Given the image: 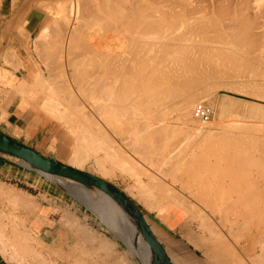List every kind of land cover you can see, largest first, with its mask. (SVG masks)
I'll return each instance as SVG.
<instances>
[{"label": "bare ground", "instance_id": "6f19581e", "mask_svg": "<svg viewBox=\"0 0 264 264\" xmlns=\"http://www.w3.org/2000/svg\"><path fill=\"white\" fill-rule=\"evenodd\" d=\"M132 0H130V2H131ZM135 1V0H134ZM154 1H156V0H153V2H152V0H151V2H150V0L149 1H147V2H145V0H144V2L143 3H145V6H144V4L142 3V1H140L139 0V2H141L140 4H143V7H141V6H139V5H137V6H139V7H137L136 5V7L135 6H133L132 4H129L130 2H128V0H127V2H128V4H127V2L125 1V0H68V1H66L63 5H62V7H61V9H60V11H61V15H60V17L62 18V20H66V18L64 19V16L65 17H67V21H68V23H67V28L66 27H64L63 26V29H61L62 31H64L63 33V35L62 34H59V36H61V41L59 42V37L57 38V43L59 42L60 44L55 48V50H53L54 48H53V43L51 42V41H53L56 37H54V39L53 40H51L50 41V39H49V41H48V39L47 38H50V36H52V34L53 35H56L55 33H54V31H53V33H52V29H51V25H45L43 28H42V30L40 31L41 32V34L37 37V39L36 40H34L35 42H37V44H36V47L37 48H39L38 50H36V53H37V51H39L40 49L43 51V55H44V57H46L45 59H47V56L49 55V56H51L52 55V53H57V55H58V52H60L59 54H60V58L58 57L57 59H59V60H57L58 62H55V63H53V60H52V63L50 62V64H48L47 66H46V70H47V72H48V75L46 76V78H44V76H43V74L40 72V70H39V72L38 73H35L34 74V72L32 71V75L31 76H34L35 75V80L36 79H38L39 80V85L43 88L42 89V91L40 90V92H38L35 88H32V89H30L31 88V85H30V88H28L27 86V79H29V77H30V75L26 78V80H24V82L22 83V86L21 87H19L17 90H18V95H19V97H20V99H21V102H22V104H24V106H26V107H32V106H35L36 105V107H38V110H39V112H41L42 113V116L44 115V116H46V119H43V117L41 118L40 116L34 121V123L36 122V124L35 125H37L38 123L40 124L41 123V121H43V120H45V121H48V125H49V127H48V129H47V132H49L50 134H55V137L53 138V140H52V143H54L55 141H57V142H59L60 143V145H65V149L67 148L68 150H70L69 152H70V159H69V161H70V163L68 164L69 166H71V167H74V168H76V169H79V170H82L83 169V167H84V165L88 162V160L89 159H93V164L95 165V172H98L99 174H101L102 175V177H112V176H115L114 175V173H113V170H114V168H106L107 166H106V164L103 162L104 160H105V162L107 161V162H114L115 164V166L116 167H120V169L121 170H125V171H128V173L130 172L132 175H133V177H132V175L129 173V175H131V177L135 180V185L133 186V187H131L133 190H135L136 191V193H138V197H140L139 199H137V200H141L144 204H145V207H147L148 208V210H150V211H152V212H155L156 214H157V216L159 217V218H161V220H163V221H165L167 224H169V226L168 227H170L171 226V224H174L175 222H174V219H172V217H171V215L173 214H171V213H169L170 211H172L173 209L172 208H177V209H179L178 208V206H180V207H183V206H187V202H186V200L184 199V198H182L181 197V195H179L178 193L177 194H175L173 191H171L170 189L171 188H167L168 190V192H165L164 193V190L166 191V189L164 188V186H161V184H163L162 182H159L160 180H158V183H156L157 181V178H156V180H155V183H151V184H148V186L147 185H145V184H143V181L141 180V178L139 179L138 178V176H139V174H141V173H137V168L134 166V163L132 162L133 160L131 159L132 157H129L130 155L128 154H126L125 152H124V150L119 146V144L118 145H115L116 144V142H114V141H112V140H109V138H108V136H106L105 134L107 133L105 130V132H103V134L106 136V140H105V138H103V139H99L98 137H97V133H96V135H95V133H94V135H93V133H92V136H91V138H90V136H88V134L89 135H91V128L89 129V127L92 125L93 127H96V128H98L99 130H101L102 131V129L104 128V129H107V120L104 118V116L103 115H107L108 114V116H109V114L110 113H115L116 111H117V105H124L126 102H128V100L130 99V94L131 93H133V92H137L138 94L137 95H139V93H140V95L142 96V97H139V98H137L136 100V103H137V107H139V106H141V107H143L144 108V110H145V112L147 113L148 111H149V108H150V106H151V104L152 103H154L152 106H154L155 105V102L153 101V100H151V95H152V99H153V95H155V96H157V98H156V100H158V101H160V98L161 99H164V98H162V96H166L167 95V97L168 98H166L167 100L170 98V96H171V98H173L175 95H173V94H171V93H176V90H174L176 87H174V86H176L177 84L179 85L180 84V81L178 80V76L180 77L181 75H183V76H181V78H183V79H185V74H187V76H191V79L189 80V79H186V82H187V84H186V82L184 83L183 81L184 80H182L181 78V81L183 82V85L184 84H186V85H188L187 87H191V88H187L186 90L184 89V87L182 86L181 87V85H182V82H181V84H180V87H181V89H180V87L177 85V87L179 88V89H177V90H179V91H177V95L174 97V98H176L178 95H183L184 94V92H187V95H186V93L183 95V96H189L190 98H188V97H186V99L187 100H190L189 102H187L184 98L185 97H181V95L179 96L180 98H183V99H179V102H181L182 100V103L183 102H185V104H187V105H185L184 106V104L183 105H181L180 103H177L176 102V100H175V102L177 103V105L179 106H177L176 105V107H178V108H176L175 106H174V108L172 107V109L174 110H176L177 112H178V117H180L179 119H181V118H186V117H189L190 116V110H191V108H192V106H193V101L195 100V99H198V100H203V99H206L207 97H208V91H206L207 89H208V86H209V84H208V86H207V89L205 90V88H204V86L203 85H205V84H203V82L204 81H214L216 84H219L221 81H223V78L224 79H226L225 77L227 76H232V78H239V79H241V82H239L238 83V81H236L235 82V80H234V84H231V87H232V89L233 90H235V89H237V90H239V89H241V88H245L246 90H244L245 92L244 93H246V95L248 94V95H251V96H254V97H257V98H259L260 99V97L261 98H264V80H262L261 81V79L260 78H262V79H264V72H261V70H260V72H258V73H262V77H261V75H260V78H257V77H259V76H257V73H256V71L254 70L255 68H257V66H261V68H264V50H262V49H264V47H262L261 45H264V42H262L261 43V41L259 40H257V38H264V36H259L258 34L260 33V32H250V34L252 33V34H256L255 36L254 35H252V36H254V37H252V36H249V31H252V30H254V28L253 27H255V25H254V23H252L251 24V20L249 19V16L248 15H250V14H248L247 15V13L249 12V10H251V7H250V4H247V5H249V7H247V9H248V12L245 10L246 8L244 7H242V6H247L246 4H244L245 2H247V3H250V2H248L249 0H243V1H245V2H242L243 4L242 5H240L239 6V8H236V10H234V5H233V7L232 6H230L231 4H232V2H231V4H230V2L228 1V4H229V7H227V3L225 2V5H223V3L222 2H217L218 3V5H217V3L216 2H212L211 3V5L213 4L214 6H212V11H210V7L211 6H209V11H210V13L209 12H207L206 10H205V7H204V4L206 3L205 2V0H204V4H203V6L201 5V7H203L202 9L204 10V11H206L207 13H203V12H200V13H203L202 15H204V16H202V15H199L200 16V18L202 19V18H205V19H207L208 18V20H207V22H206V20L204 21V24L202 23V21L204 20V19H202V21H200V22H197V21H199L200 20V18H196V17H194L195 19H197L196 21H194V19H192L193 17H191L192 16V13L193 12H195V11H197L198 13H193L194 14V16L197 14H199V11L198 10H200V6H198L197 7V5L195 4L196 2H198V0H196V2L194 3V5H193V2H190V4H192V7L191 8H196V9H198V10H195V8H194V10H193V12L191 11V8L190 7H188V6H190V5H188L187 6V8H183L184 6H186V4L183 6V3L186 1V2H188V0H183L184 2L181 4L180 3V0H178V2H179V4H181L182 5V7L181 6H179V5H177L178 4V2H175V4H174V0H172V1H168V3H171V5L172 4H174L176 7L178 6V7H181L182 9H180V10H178L176 7L175 8H173V6L174 5H172V8H173V10L175 9L176 11H175V13L176 14H178V12L180 11L181 12V10L183 11V10H185L183 13L186 15H188V14H190V18L192 19V21H194V22H192V24H191V22L189 21V15L187 16L186 15V24H188V21L190 22L188 25L190 26V27H187V25L186 26H184V24H182L183 22L181 21V20H184L183 18H185L184 16V14L181 12V15H182V17L183 18H178V19H181L180 21H181V23H179V20L177 21L175 18H177L178 16L176 15V16H174V15H172V13L171 12H173V10L171 11V9L172 8H170L169 7V12L171 13V15H170V13H168V10H166V7H165V9H162V8H164V6H165V4L164 3H166V5H167V2H162L161 0H159L160 1V3L162 2L163 4H164V6H160L161 7V11H163L162 13L164 14L162 17H166V14H169L167 17H171V19L170 20H172V18L174 19L173 21H172V24L174 23V21H176L174 24H176V25H178V27L177 26H170L171 27V29L173 30V28H174V30H173V34H172V30L170 29V27H169V30H171L170 32L171 33H167V29H168V26H167V29H166V31H164V27L166 28V24H167V22H165L166 24L164 25V27H163V29H161L162 28V24L163 23H161V21L163 22L164 21V19L163 20H161L162 19V17H161V21H160V24H161V27H157V25L159 26V24L157 23V22H155V21H158L157 19H158V17H156L155 15L156 14H158V13H160L161 11H159L158 13H157V11L159 10V9H157L156 7V5L154 4ZM176 1V0H175ZM182 1V0H181ZM203 1V0H202ZM201 1V2H202ZM215 1V0H214ZM223 1V0H222ZM226 1V0H225ZM252 1V0H251ZM255 1V0H254ZM258 1V0H257ZM136 2H138V1H136ZM135 2V3H136ZM148 2H150V4L148 3ZM199 2H200V0H199ZM148 3V4H147ZM151 3H153L155 6H153V7H155L156 8V10L157 11H155L154 12V15H148L147 14V11L150 9L149 7H150V5H151ZM156 4H157V1L155 2ZM159 3V4H160ZM161 3V4H162ZM203 3V2H202ZM215 3H216V5H215ZM220 3H222V5L223 6H221L220 5ZM134 4V3H133ZM138 4V3H137ZM152 4V5H153ZM162 4V5H163ZM227 4V5H226ZM253 4V3H252ZM146 5H149L148 6V10L146 9ZM196 5V6H195ZM206 5V4H205ZM210 5V4H209ZM167 6H170V5H167ZM194 6V7H193ZM216 6V8H214ZM237 6V5H236ZM152 7V6H151ZM152 7V8H153ZM200 7V8H199ZM206 7H207V9H208V6L206 5ZM226 7V8H225ZM138 8H140V9H138ZM142 8H143V10L145 9L146 10V12H144V13H142V15H140L139 14V16L136 14V12H138V10L139 11H142ZM168 8V7H167ZM188 8H190V10L188 9ZM230 8H233L232 10H230ZM253 8V7H252ZM138 9V10H137ZM202 9H201V11H202ZM239 9H243V11L245 12V13H240L239 14V12H238V14H237V11H239ZM154 10V9H153ZM178 10V11H177ZM231 11H235V13H232ZM254 11V10H253ZM149 12L151 13V12H153L152 10L150 11L149 10ZM148 12V13H149ZM255 12V11H254ZM140 13V12H139ZM156 13V14H155ZM205 14H211V16H213V18L211 17V18H209L208 16H205ZM252 14V13H251ZM159 15V14H158ZM160 15H162V14H160ZM184 15V16H183ZM236 15L237 16H239V17H236ZM257 15V14H256ZM155 16V17H154ZM174 16V17H173ZM199 16H197V17H199ZM202 16V17H201ZM215 16H217L218 18H220V17H224V18H226L227 20L229 19V20H231L233 23V25L231 24L230 25V22H229V20H228V22L227 21H225V19L223 20V18H222V20H223V22L225 21V22H227V26L229 25V26H231V27H227L226 25H225V23H224V25H223V23H222V25H220L219 23H221V22H217V20L216 19H214L215 18ZM251 17H253V16H251ZM152 18H157V19H155V21L152 19ZM149 19H152L151 21L153 22V23H155V26H154V24L153 23H151V21L149 20ZM210 19H214L215 20V23H214V20H210ZM249 19V20H248ZM252 19V18H251ZM166 20H168L167 18H166ZM219 20V19H218ZM221 19H220V21H222ZM254 20V19H253ZM56 22L57 21H59V19H56L55 20ZM158 21V22H159ZM169 21V20H168ZM240 21H243V22H240ZM246 21V22H245ZM248 21H250L249 23L251 24H249L248 23ZM50 22V21H49ZM48 22V23H49ZM55 22V23H56ZM171 21H169V23H170ZM209 22H212V24L214 23L215 25L212 27V29H213V31H215L216 33H214V37H221V36H218V34L219 35H222V34H220V32H224L225 30L227 31H225L226 33H224L225 35H222V36H226L227 34H228V32H229V34L228 35H230V37H231V40H229L230 39V37H229V39H228V36H226V38H223L222 40L224 41V39L226 40V42L224 41V43H220L222 40H220V38L218 39V38H216V44H217V46H216V44L213 42L212 43V45L211 46H214V48H212L211 50H213L214 49V51L215 50H217V51H215V53H214V51H211L209 48V54H207V47H209L208 46V43L206 44V42L205 41H203L202 40V38H203V34H206V31L208 30L207 28H205V27H207V24H209ZM238 23L239 25H242V23H244V25L245 24H247L248 23V25H245L246 27H243L244 25H242V27L240 26H237L236 25V23ZM252 22H255V21H252ZM58 23V22H57ZM168 23V24H169ZM180 25H179V24ZM200 24V25H202L203 27L202 28H204V29H207L206 31H204V29L202 30V28H201V26H198V25H196V24ZM229 23V24H228ZM235 23V24H234ZM173 24V25H174ZM182 24V25H181ZM194 24H195V26L197 27V30L199 31V29L201 30V31H204V32H202V35H201V31L198 33L199 34V37H198V35H197V33L195 32L196 30H194V28L196 29V27L194 26ZM206 24V25H205ZM61 25H63V23L61 24ZM153 25V26H152ZM169 25H171V24H169ZM193 25V26H192ZM204 25H205V27H204ZM218 26L219 27V25H220V28L218 29V27H217V29H215L216 27L215 26ZM250 25V26H249ZM180 26H182V30L184 31H181V27ZM183 26H184V28L186 29V32H185V30H184V28H183ZM194 27V28H192V27ZM209 27V29L210 30H208L207 32H209V33H213V31L211 30V27H210V24L208 25ZM222 26H226V28L224 29ZM249 28H248V27ZM251 26H253L252 28H251ZM257 26V25H256ZM262 26H264V25H262ZM59 27V26H58ZM155 28V27H157L159 30H160V32H162V31H164L163 32V34H161V33H159L158 31H157V29H156V33L157 34H159L158 35V37L159 36H164V37H160V38H157V35L154 33L153 34V32H152V35H154L153 37L151 36V30L152 31H154L155 32V30H153V28ZM177 27V28H176ZM215 27V28H214ZM221 27H222V29H221ZM57 28V27H56ZM256 28V27H255ZM258 28V27H257ZM58 29V28H57ZM57 29H55V30H57ZM65 29V30H64ZM175 29L177 30V32H178V34L180 35V36H178L177 35V33H176V31H175ZM179 29H180V31L181 32H183V33H185L184 34V36L186 37V39L187 40H189V39H191L192 38V40H196L197 39V37L200 39L201 38V36H202V38H201V40L200 41H198L199 39H197L196 41H194L195 43L198 41L199 43L198 44H201V45H199L200 47H198V46H196L197 45V43L194 45V42L192 43V40L190 41L189 40V42L191 43V44H188V43H186V39L184 40V39H181V38H185V37H183V36H181V35H183V33H181L180 31H179ZM188 29H191V30H194V32L196 33V34H193L194 32L192 31V36L193 37H190V33L191 32H187V30ZM252 29V30H251ZM60 30V31H61ZM162 30V31H161ZM57 31H59V30H57ZM59 31V32H60ZM174 31H175V33H176V35H177V37H178V39H177V37L175 36V33H174ZM212 31V32H211ZM256 31V30H255ZM58 32V33H59ZM169 32V31H168ZM150 33V34H149ZM165 33V34H164ZM166 33H167V36H169V34H171L172 36H170V38H167L165 35H166ZM231 33V34H230ZM161 34V35H160ZM189 36H188V35ZM216 34V35H215ZM155 35H156V38H155ZM194 35H196L195 37H194ZM259 37H258V36ZM57 36V35H56ZM151 36V37H150ZM175 36V37H174ZM206 37L207 36H209V34L208 35H205ZM210 36H213L212 34H210ZM141 37H143V38H141ZM172 37V38H171ZM180 37V38H179ZM204 37V40L205 39H209V37ZM214 37H211V38H214ZM256 37V40L254 39V41H253V39L251 40V38H255ZM53 38V37H52ZM194 38V39H193ZM210 38V39H211ZM140 39H143V40H140ZM180 39V40H179ZM215 39V38H214ZM229 40V42H228V40ZM183 40V41H182ZM213 40V39H212ZM217 40H219L218 42H217ZM262 41H264V39H261ZM184 41H185V44H183L184 43ZM222 41V42H223ZM259 43H258V42ZM48 42H51V44L50 43H48ZM183 42V43H182ZM203 42V43H202ZM205 42V43H204ZM208 42H210V41H208ZM212 42V41H211ZM33 43V44H34ZM54 43H56V41H54ZM35 44H34V46H35ZM207 45V47H206V45ZM215 44V45H214ZM218 44H221V45H218ZM261 44V45H260ZM55 45V44H54ZM205 45V46H204ZM49 46H50V48H49ZM60 46V47H59ZM228 46H231L232 47V49L234 48V49H236V52L237 53H239V57H238V54H237V56H235L236 54H234V53H232V51L234 50H231V54H232V58H230L231 56H228V58H227V55L226 54H228V55H231L230 53H228L226 50V54L224 55V49H226ZM200 48V49H198V48ZM51 48H53V49H51ZM196 48L198 49V50H196ZM202 48H206L205 50V54H206V56L208 55V57H206L205 56V54L204 55H200L198 52L200 51H203V53H204V49H202ZM211 48V47H210ZM242 48V49H241ZM262 48V49H261ZM51 49V50H50ZM223 49V50H222ZM227 49H229V47L227 48ZM237 49H241V50H239V51H237ZM35 50V49H34ZM221 50V51H220ZM244 50V51H243ZM256 50V51H255ZM211 51V52H210ZM219 51L221 52V54H219ZM235 51V50H234ZM11 52V51H10ZM23 52V51H22ZM254 52H256V53H254ZM14 53V52H13ZM196 53H197V55H199V56H201L202 57V59L199 57V56H196ZM40 54H41V52H40ZM202 54V53H201ZM211 54H214V57L211 55ZM234 54V55H233ZM241 54V55H240ZM244 54V56L242 57V55ZM247 56H246V55ZM56 55V56H57ZM216 55V56H215ZM217 55H218V58H217ZM220 55H222L223 57L225 56L226 57V59H225V57H224V59H223V57H222V59H220L221 58V56ZM10 56V55H9ZM12 56H14L13 57V59L15 58V55H12ZM12 56H11V58H12ZM42 56V55H41ZM53 56H55V55H53ZM212 58V59H215L214 61H215V64H214V61L212 62V59H209L210 57ZM5 57V56H4ZM43 57V58H44ZM198 57L201 59V60H203L204 62H206L205 64H210L211 62V64H210V66L208 65H206V66H204L203 67V65H205V64H203L201 61H199V59H198ZM203 58H205V59H207V60H205V59H203ZM3 59H5V58H3ZM16 59V58H15ZM209 59V60H208ZM220 59V60H219ZM229 59V61H227ZM9 60H12V59H9ZM41 60V59H40ZM56 60V59H55ZM54 60V61H55ZM210 60H211V62H210ZM222 60H225V61H222ZM43 61H46V60H43ZM48 61H50V60H48ZM217 61V62H216ZM227 61V62H226ZM231 61V62H230ZM9 62V61H8ZM7 62V63H8ZM15 62H17L16 60H15ZM220 63V65H223V64H221V63H223L224 62V67L222 68V66H220V65H218L219 63ZM225 62L226 63H228L229 65L231 64V67H230V70L227 68L226 69V67L228 66V64H227V66H225ZM10 63V62H9ZM12 63V62H11ZM10 63V64H11ZM200 63H202L201 65H200ZM13 64V63H12ZM12 64H11V67H12ZM7 65V64H6ZM55 65V66H54ZM180 66V67H178V66ZM212 65H214V66H212ZM215 65H216V67H215ZM8 66H10V65H8ZM21 66V65H20ZM54 66V67H53ZM176 66L178 67V68H176ZM201 66H202V68H201ZM217 66H220V67H218L217 68ZM36 67H38V66H36ZM58 69V73H61L60 75L61 76H63L64 77V79L62 80V79H60V80H62V83L63 84H60L59 86H58V84L55 82V84H52V77H53V75H54V73H55V76H56V71H54V69L55 70H57L56 68ZM210 67V71L208 70V68ZM211 67H213V68H211ZM180 68V69H179ZM204 68V69H203ZM218 70H217V69ZM260 68V69H261ZM14 69H15V67H14ZM68 69H71V74L69 73V75H68V72H67V70ZM178 69V72L176 71ZM182 69V70H181ZM212 69V70H211ZM216 69V70H215ZM16 70V69H15ZM180 70H181V72H180ZM207 70V71H206ZM220 70V71H219ZM224 70V72H221V71H223ZM262 71H264V70H262ZM36 74H38V75H36ZM189 74V75H188ZM54 76V78H56ZM66 76H68L69 78H70V81H69V83L72 85V86H77V87H79L77 90H76V94H78V97L79 96H82L83 95V97H81V98H85V96H86V101H90L91 103H92V106L91 107H89V110H90V115H94L97 119L95 120V119H93V117H92V119H91V116L90 115H88L87 114V116H89V117H85V119L84 120H86V118L87 119H89L90 120V122L89 123H86V121H83V124H81L82 126H84V123H86V125L87 124H89V127H88V125H87V128L89 129H87V128H85L86 130L85 131H83L84 129L83 128H81V130L79 129L80 127H78V130H80V131H83V132H85V133H88L89 131H90V133H88L87 134V136L89 137V139H88V137L86 138L84 135H85V133H83V132H80L81 134H80V136H78V138H77V136L74 138L73 137V139H71L70 138V135H72L73 134V128H72V122H71V120H70V117H72L73 115L75 116V117H77L76 115V112H79V114L81 113V117H83L84 118V116L86 115V112H88V111H86L85 112V106L82 104L81 105V103L79 102V104H80V107L78 106L79 104H78V99H76V98H78L77 96H76V94L75 93H72V90L68 87V88H66L65 89V87H64V85L65 84H67V82H68V80L65 78ZM177 76V77H176ZM257 76V77H256ZM21 77V76H20ZM60 77V76H59ZM58 77V78H59ZM53 78V79H54ZM174 78H177V80L176 79H174ZM187 78V77H186ZM227 79H230L231 80V77L230 78H227ZM38 80H36V81H38ZM55 80V79H54ZM66 80V81H65ZM189 80V81H188ZM229 80V81H230ZM211 81L209 82V83H211ZM33 82H35V81H33ZM57 82H58V80H57ZM61 82V81H60ZM228 82V81H227ZM231 82H233V81H230V83ZM69 83H68V85H69ZM202 84V87H200V88H197V87H199L198 85H201ZM222 83V82H221ZM34 84H36V82L34 83ZM38 84V83H37ZM57 84V85H56ZM222 84H224V83H222ZM221 84V85H222ZM227 84V86L228 85H230V84H228V83H225V85ZM67 85V86H68ZM166 85H172L171 86V88L172 89H166L165 90V86ZM186 85H184V86H186ZM211 85H213V84H211ZM220 85V84H219ZM218 85V86H219ZM225 85H223V86H225ZM34 86H36V85H34ZM33 85H32V87H34ZM39 86V87H40ZM52 86L54 87L53 89L54 90H56L57 89V91L55 92L53 89H52ZM70 86V85H69ZM164 88V90H163V88ZM226 86V87H227ZM157 87H158V89H160V88H162V90H158L157 89ZM173 87H174V89H173ZM211 87V86H210ZM214 87H215V85H214ZM217 87V86H216ZM231 87H228V88H230L231 89ZM59 88H63V92H62V90H60L59 91ZM154 88H156L157 90H158V92L157 91H155V89ZM166 88H167V86H166ZM182 88L184 89V90H182ZM186 88V87H185ZM204 88V89H203ZM224 88V87H223ZM36 90L35 91V93L33 92V90ZM41 89V88H40ZM193 90L194 91V94L192 93L193 91H190L191 92V94H190V92H189V94H188V91L189 90ZM196 89L198 90L199 89V91L200 90H202V91H200V92H197L196 91ZM210 89V88H209ZM212 89V88H211ZM215 89H218V88H215ZM225 89V88H224ZM51 90H53V91H51ZM64 90H66L67 91V93L68 94H66V95H63V96H65L66 98H68L67 100H65V99H60V97L62 96H58V95H60V94H65V91ZM75 90V89H74ZM154 90V91H153ZM172 90H174V91H172ZM214 90V89H213ZM242 90V92H243V89H241ZM241 90H239V91H241ZM182 91V92H181ZM210 91V90H209ZM38 92V93H37ZM60 94H59V93ZM142 92V93H141ZM145 93V95H143L144 93ZM153 92H155V93H153ZM179 92H180V94H179ZM166 93V94H165ZM171 95H170V94ZM196 93V94H195ZM210 93V92H209ZM41 94H43V96L41 95ZM75 94V95H74ZM82 94V95H81ZM136 93H134V95H135ZM158 94V95H157ZM162 96H161V95ZM164 94V95H163ZM169 94V95H168ZM211 94V93H210ZM209 94V95H210ZM161 97H160V96ZM192 97H191V96ZM144 96V97H143ZM159 96V97H158ZM211 96V95H210ZM64 97V98H65ZM137 97V96H136ZM85 99H82V102H84V104L85 103H87V102H85L84 100ZM139 99V100H138ZM155 99V98H154ZM165 99V100H166ZM178 99V98H177ZM197 100V101H198ZM133 101H135V100H133ZM153 101V102H152ZM169 102L168 103H170V100H168ZM161 102H163V100H161L160 101V103ZM195 102V101H194ZM91 103H89V104H91ZM133 103V102H132ZM132 103H130V104H132ZM135 103V102H134ZM133 103V104H134ZM164 103H166V102H164ZM173 103V101H171V104ZM198 103H200V102H198ZM17 104V103H16ZM159 104V103H158ZM171 104H168L167 106L169 107V105L171 106ZM180 104V105H179ZM156 105H157V103H156ZM195 103H194V107H195ZM126 106V105H125ZM134 106H136V105H134ZM59 107H62V110H60L59 109ZM123 107V106H122ZM162 107V105L160 106V108ZM194 107H193V109H194ZM70 108L71 109H73L72 111L75 113H68L69 111L68 110H70ZM164 108H166V107H164ZM9 109V108H8ZM76 111H75V110ZM86 109H88V108H86ZM158 109V108H157ZM163 109V108H162ZM161 109V110H162ZM169 109V108H168ZM168 109H167V112H168ZM10 110V109H9ZM133 110H135V109H133ZM137 110V109H136ZM136 110H135V112H134V114H136L137 112H136ZM222 110V109H221ZM234 110V109H233ZM1 111V110H0ZM11 111V110H10ZM171 111V110H170ZM125 112H127V111H125ZM139 112V111H138ZM142 113H143V111H141ZM166 112V113H167ZM3 113V112H2ZM121 114H122V112H120ZM153 113V112H152ZM219 113H221V112H219ZM8 114V113H7ZM124 114V113H123ZM127 114V113H126ZM155 113H153L152 115H154ZM114 115V114H113ZM133 115V114H132ZM141 115V114H140ZM142 115H144V114H142ZM189 115V116H188ZM3 116V114L1 115V117ZM4 116H6V114H4ZM80 116V115H79ZM102 116V117H101ZM112 116V115H111ZM129 116V115H128ZM127 116V117H128ZM134 116V115H133ZM135 116H137V115H135ZM134 116V117H135ZM139 116V115H138ZM144 116H150V115H148V114H146V115H144ZM155 116V115H154ZM156 116H158L157 114H156ZM160 116V115H159ZM158 116V117H159ZM220 116H222V115H220ZM0 117V118H1ZM102 118V120H100L101 118ZM118 117H119V115H118ZM153 117V116H152ZM163 117V116H162ZM162 117H160V118H162ZM193 117V110H192V113H191V118ZM4 117H2L0 120L1 121H3L2 119H3ZM73 118V117H72ZM78 118V120H79V117H77ZM83 118H80L81 120L83 119ZM100 118V119H99ZM112 117H110V118H108V119H111ZM116 118V117H115ZM184 118V119H185ZM228 118V117H227ZM113 119V118H112ZM112 119H111V121H112ZM130 119V118H129ZM143 119V118H142ZM150 119V118H149ZM189 119V118H188ZM194 121H198L197 122V126L199 125L198 123L200 122V125L203 123H207V122H209V120L208 121H206V122H202V121H200V120H197V119H195L194 117L192 118ZM76 121V122H78L79 124L80 123H82V121L81 122H79V121ZM89 120H87V121H89ZM116 120H118V118L116 119ZM124 120H126V119H124ZM146 120H148V119H146ZM155 120V119H154ZM193 120H181V121H183V125H185V127L186 128H191L192 126H193V124H194V121ZM119 122H120V120H118ZM128 120H126V121H124V122H127ZM163 121V120H162ZM226 121V120H225ZM61 122L63 123V124H61ZM74 122V121H73ZM135 121H132L131 123H129V124H132V123H134ZM138 122H140L139 121V119H138ZM137 122V124H136V128H137V125L139 126V127H141V125H143L142 126V128H146V127H148V128H146V129H144V132H143V129H142V131H141V128L138 130V132L139 133H141V132H143V133H141V134H145L146 132H149V130H150V128L152 127V125L149 123V121H148V123L145 121V123L146 124H142L141 123V125H139V123ZM142 122V121H141ZM144 122V121H143ZM154 122V121H153ZM160 122V121H159ZM179 122H180V120H179ZM212 122H214V121H212ZM78 123H76V125L78 124ZM111 123V129L110 128H108V129H110V131L112 130H114L115 128H116V126H112V124L114 123V120H113V122H110ZM123 123V122H122ZM79 124H78V126H79ZM91 124V125H90ZM120 124V123H119ZM147 124H149V125H151V127H149V125H147ZM158 124V123H157ZM195 124H196V122H195ZM194 124V125H195ZM202 124V126H209V125H203ZM209 124V123H208ZM213 124V123H212ZM226 124V123H225ZM225 124H223V125H225ZM232 124V123H231ZM80 125V126H81ZM116 125H118V124H116ZM126 125V124H125ZM134 125V124H133ZM132 125V126H133ZM168 125V124H167ZM200 125L198 126L200 129H201V127H200ZM220 125H222V123L220 124ZM232 125H234L235 126V128L236 127H238L237 125H235V122H234V124H232ZM74 126H75V124H74ZM81 126V127H82ZM119 126V125H118ZM118 126H117V128H118ZM123 126V125H122ZM146 126V127H145ZM154 126H156V125H154ZM159 126H161V123H160V125ZM158 126V127H159ZM164 127H165V125H163ZM196 126V125H195ZM213 126H214V124H213ZM229 127H230V125H228ZM227 126V127H228ZM234 126H233V129H235L234 128ZM10 127V126H9ZM25 127V126H24ZM85 127V126H84ZM108 127H109V125H108ZM112 127H113V129H112ZM125 127V126H124ZM126 127H127V125H126ZM131 127V126H130ZM129 126L127 127V129H128V131H129V128H130ZM157 126H156V128H158ZM161 128V127H159V129H157L156 130V128L154 127V129L157 131V132H159L160 134H163L162 136L159 134V133H156V131H153V132H155V133H153L152 132V130H154L153 128H151L152 130H151V133L150 134H155V135H153V137H149L148 135V137L146 136L145 138H143V136H141V134L139 135V137H140V143H142V141L145 139V140H148V138H149V142L148 143H150V141H152V138L153 139H156L154 136H156V137H158L157 139V141L159 142V140H160V138L162 137V139H161V141H164V142H166L165 140H163V139H166V140H169V138H168V136H172V135H169L170 133L172 134V133H175V132H171L170 131V133H168V130H166V132H167V134L166 133H164V130L163 129H166V128ZM183 127V126H182ZM184 127V128H185ZM221 127V126H220ZM75 128H76V126H75ZM116 128V129H117ZM136 128H135V130H136ZM161 128V129H160ZM170 128H171V126H170ZM185 128V129H186ZM194 128V127H193ZM193 128H191V129H193ZM208 128V127H207ZM232 128V127H231ZM246 128V127H245ZM94 129V128H93ZM115 129V130H116ZM123 129V128H122ZM195 129V128H194ZM193 129V130H194ZM198 128L196 127V131H199V130H197ZM211 129V128H210ZM222 128H220V130H221ZM224 129V128H223ZM240 129V128H239ZM32 130V129H31ZM76 130V129H75ZM88 130V131H87ZM136 130V131H137ZM146 130H148V131H146ZM161 130H162V132H161ZM193 130L192 131H187V132H193ZM202 130V129H201ZM218 130V129H217ZM246 130V129H245ZM250 130H251V126H250ZM249 130V131H250ZM29 131V130H28ZM97 131V130H96ZM95 131V132H96ZM109 130H108V132H110ZM117 132H118V129L116 130ZM121 131V130H120ZM132 131L133 130H131V132H129V133H131L132 134ZM195 131V130H194ZM231 131V130H230ZM248 131V132H249ZM78 132V131H77ZM78 132V133H79ZM94 132V131H93ZM124 132H125V130H124ZM186 132V131H185ZM207 132V131H206ZM236 132V131H235ZM257 132V131H256ZM99 133V132H98ZM177 133V132H176ZM194 133V132H193ZM195 133H197V132H195ZM194 133V134H195ZM200 133H201V131H200ZM199 133V134H200ZM210 133V132H209ZM215 134H216V132H214ZM214 133H213V135H214ZM219 133V132H218ZM217 133V134H218ZM227 133V132H226ZM231 133V132H230ZM228 134V135H226V136H222L223 137V141L224 142H222V141H220L218 138L217 139H213L214 137H216V136H214V137H210V138H208V139H210V142L213 144V146L215 145H217V144H219V146L218 147H220V145H221V147H223L224 146V148H225V145H227L226 147H228V145L231 143H229V144H226V141L227 142H229V139H227L226 137H230V140L231 141H235L237 138L239 139V137L240 136H232L231 134ZM252 133V132H251ZM254 133V132H253ZM262 133H264V132H262ZM27 134V133H26ZM25 134V135H26ZM102 134V135H103ZM115 134H118V133H115ZM119 134H120V132H119ZM122 134H123V131H122ZM125 134V133H124ZM137 134V133H136ZM146 134H148V133H146ZM145 134V135H146ZM149 134V135H150ZM183 134V133H182ZM185 134V133H184ZM183 134V135H184ZM198 134V135H199ZM222 134H224V133H222ZM236 134H238V133H236ZM76 135V134H75ZM109 135V134H108ZM129 135V134H128ZM144 135V136H145ZM160 135V136H159ZM175 135V134H174ZM190 135V134H189ZM241 135V134H240ZM28 136V135H27ZM53 136V135H52ZM72 136H74V134L72 135ZM96 136V137H95ZM104 136V137H105ZM119 136H122V135H119ZM137 137H135V139L137 138H139L138 137V135H136ZM181 136V135H180ZM203 136H204V133H203ZM202 136V137H203ZM212 136V135H211ZM219 136V135H218ZM26 137V136H25ZM126 137V136H125ZM124 137V138H125ZM160 137V138H159ZM193 137H195V136H193ZM196 137H197V134H196ZM206 137V136H205ZM232 137H235V139L234 140H232L233 138ZM249 137V136H248ZM254 137V136H253ZM120 138V137H119ZM142 138V139H141ZM168 138V139H167ZM171 138H173V137H171ZM204 138V137H203ZM206 138V139H207ZM232 138V139H231ZM75 139V140H74ZM122 139V138H121ZM174 139V138H173ZM188 139V138H187ZM196 139V138H195ZM194 139V140H195ZM201 139V138H200ZM227 139V140H226ZM241 139H243L242 141H241ZM247 140V137L246 138H241L240 137V140H236L235 141V144L237 145L236 147L238 148L239 147V145L238 144H243V143H241V142H244V140ZM250 139V140H249ZM248 140L249 141H252V140H254V138H252V140H251V136H250V138H249ZM261 139H264V137H261ZM261 139L259 140V141H261ZM103 140V141H102ZM124 140V139H123ZM126 140V139H125ZM142 140V141H141ZM144 140V141H145ZM172 140V139H171ZM179 140L181 141V138H179ZM178 140V141H179ZM193 140V139H192ZM191 140V141H192ZM213 140H216L215 142L217 143H215ZM218 140H219V142H218ZM246 140H245V142H246ZM247 140V141H248ZM100 141H102V143L100 142ZM137 142H139V139L138 140H136ZM156 141V142H157ZM160 141V142H161ZM174 141H175V139H174ZM174 141H170L171 143H173ZM186 141V140H185ZM190 141V142H191ZM199 141V140H198ZM209 141V140H208ZM213 141V142H212ZM240 142V143H238V142ZM257 142V138H256V142L257 143H259V145H262V146H260L261 147V149H264V144H260V142ZM131 142V141H130ZM129 142V143H130ZM157 142V143H158ZM159 142V143H160ZM182 142V141H181ZM194 142V141H193ZM220 142H222V144H220ZM237 142V143H236ZM244 142V143H245ZM100 143L101 144H103L102 146L100 145ZM121 143H123V142H121ZM128 143V142H127ZM132 144H127L126 146H134L133 148V150L134 151H132V153L133 154H138V149H137V146H139V145H137L136 146V142L135 143H133V142H131ZM139 143V144H140ZM144 143V142H143ZM153 143H154V141H153ZM177 143V142H176ZM200 143V142H199ZM215 143V144H214ZM224 143H225V145H224ZM261 143H264V140H262V142ZM138 144V143H137ZM145 144H146V141H145ZM145 144H140V145H142V146H149L148 144L147 145H145ZM155 144V143H154ZM167 144V143H166ZM168 144H170V143H168ZM173 144H175V143H173ZM178 144V143H177ZM182 144H184V143H181V145ZM187 144V143H186ZM191 144V143H190ZM234 144V143H233ZM233 144L231 145V146H233ZM250 145H252V142H250L249 143ZM248 144V145H249ZM123 145V144H122ZM158 145H160V144H158ZM163 145V144H162ZM162 145L159 147V146H157L156 147V149L158 148H162ZM165 145V144H164ZM176 145V144H175ZM175 145H171L170 144V146H172L173 148H170V147H168L167 145H166V147H165V149H164V160L165 159H167L168 161H170V160H172L173 159V161H174V159L175 158H173L177 153V149H179V148H177V146L175 147ZM199 145V144H198ZM247 145V144H246ZM258 145V146H259ZM99 146H101V147H99ZM142 146H141V148H142ZM152 146H154L153 144H152ZM180 146V145H179ZM185 146V145H184ZM183 146V147H184ZM190 146V145H189ZM206 146H208V145H206ZM210 146H212V145H210ZM210 146H209V148H210ZM230 145H229V149H234L233 147H231ZM241 146H244V144L243 145H241ZM124 147V146H123ZM149 147H151V145L149 146ZM147 148V150L146 151H150V148ZM186 147V146H185ZM195 147V146H194ZM217 147V148H218ZM152 148V147H151ZM170 148V149H169ZM177 148V149H176ZM186 148H189V147H186ZM204 148V147H203ZM203 148L201 149L202 151H203ZM207 148V147H206ZM217 148H214L213 147V150L214 149H217ZM234 149V150H238V149ZM124 149H125V147H124ZM139 149H140V147H139ZM157 149V151H156V153H159L158 150ZM221 149V148H220ZM228 149V148H227ZM226 148H225V150H227ZM228 149V150H229ZM260 149V150H261ZM142 150V149H141ZM141 150H139L140 152H142V153H139V154H143V153H145V151H143V150H145V149H143L142 151ZM152 150L154 151V149L152 148ZM160 150H162V149H160ZM180 150V149H179ZM199 150V149H198ZM206 150V149H205ZM224 150V151H225ZM207 151V150H206ZM217 151H219V150H217ZM186 152V151H185ZM205 152V151H204ZM211 152V151H210ZM100 153L103 155V157H100L99 155H100ZM151 153V152H150ZM154 153V152H153ZM176 153V154H175ZM203 153V152H202ZM146 154V153H145ZM152 154V153H151ZM178 154H179V151H178ZM213 154H215V153H213ZM239 154V153H238ZM67 155H69V153H67ZM212 155V154H211ZM224 155V154H223ZM233 155H235L236 157L238 156L237 155V153L236 154H233ZM141 156V155H140ZM143 156V155H142ZM148 156H150V155H148L147 154V158H148ZM163 156V155H162ZM191 156V155H190ZM201 156V155H200ZM227 156V158H225ZM239 156H241V155H239ZM238 156V157H239ZM66 157V156H65ZM145 157V156H144ZM156 157V156H155ZM194 157V156H193ZM222 157V156H221ZM220 157V158H221ZM225 157H223L224 158V160L223 161H226L225 159H228V155H225ZM231 157V156H230ZM233 158H236V157H234V156H232ZM231 157V158H232ZM236 158V160H238L239 158ZM242 157V156H241ZM240 157V159L242 160V158ZM151 157H149V159H150ZM201 158V157H200ZM215 158V157H214ZM218 158V157H217ZM230 158V159H231ZM232 158V159H233ZM143 159H146V158H143ZM201 159H203V158H201ZM200 159V160H201ZM209 159V158H208ZM230 159H228V161H231V163H232V160H230ZM239 159V160H240ZM54 160V159H53ZM166 160V161H167ZM207 160V159H206ZM217 160V159H216ZM234 160V159H233ZM147 161V160H146ZM185 161V160H184ZM204 161V160H203ZM209 160H207V162H208ZM221 161V160H220ZM178 162H179V160H178ZM186 162H187V160H186ZM185 162V163H186ZM189 162V161H188ZM191 162H193V161H191ZM199 162V161H198ZM197 162V163H198ZM206 162V161H205ZM111 163V164H112ZM163 163H164V161H163ZM174 163H175V165H174ZM176 163H177V159H176V162L174 161L173 163H170V164H172V165H174L176 168H178V164L176 165ZM190 163V162H189ZM189 163H186V164H189ZM194 163V162H193ZM234 163H235V161H234ZM167 164V163H166ZM166 164H165V167H166ZM170 164H168V165H170ZM185 164V165H186ZM196 164V163H195ZM194 164V165H195ZM17 165L18 166H20L18 163H17ZM113 165V164H112ZM112 165H111V167H112ZM162 165V164H161ZM183 165V164H182ZM191 165V164H190ZM190 165H188L189 166V168H191V167H193V166H190ZM201 165V164H200ZM200 165H198V169L200 168ZM204 165V167H205V164H203ZM208 164L206 163V166H207ZM211 164H209L207 167H209ZM174 166H172L173 168H174ZM21 167H23V166H21ZM114 167V166H113ZM169 167H171V165L169 166ZM171 167V168H172ZM186 167V166H185ZM195 167H196V165H195ZM211 167V166H210ZM209 167V168H210ZM25 168V167H24ZM170 168V169H171ZM27 169V168H26ZM175 169V168H174ZM173 169V170H174ZM179 169V168H178ZM198 169H196V170H198ZM31 170V169H30ZM136 170V171H135ZM140 170V169H139ZM176 170V169H175ZM173 171V172H177V170L176 171ZM185 170V169H184ZM196 170L194 171V170H192V171H190V172H196ZM32 172H35V171H33V170H31ZM141 171H143L144 173L146 172V176H147V171H144V170H141ZM159 171H162V170H160L159 169ZM169 171V173L172 171H170V170H168ZM179 171V170H178ZM200 171V170H199ZM203 171V170H202ZM216 171V170H215ZM86 172V171H85ZM138 172H140V171H138ZM186 172V171H185ZM206 172V171H205ZM207 172H208V170H207ZM210 172V171H209ZM208 172V173H209ZM212 172V171H211ZM36 173V172H35ZM165 173V175H166V177L167 176H169L170 174L167 172H164ZM164 173L162 174V175H164ZM178 173V172H177ZM215 173V172H214ZM214 173H212L213 175H214ZM217 173V172H216ZM220 172L218 171V174H219ZM127 174V173H126ZM143 174V173H142ZM160 174V173H159ZM169 174V175H168ZM173 174V173H172ZM170 175V177L172 176V178L173 177H175V176H173V175ZM176 174V173H175ZM182 174H185V173H182V171H181V174L180 173H178V174H176V176H180V177H184L185 176V179H183L184 180V182L186 181V179H189V178H187V176L188 175H182ZM196 174V173H195ZM195 174H191L192 176L193 175H195ZM199 174V173H198ZM211 174V173H210ZM210 174H209V176H210ZM211 174V175H212ZM222 174V173H221ZM220 174V175H221ZM158 175V174H157ZM164 175V176H165ZM96 176V175H95ZM145 176V177H146ZM179 176H178V178L177 177H175V178H177V179H175V180H179ZM229 176V175H228ZM100 177V176H99ZM101 177V178H102ZM149 179H152V180H150V181H148V182H152L153 181V178L154 177H156V176H153L152 177V174L149 176H147ZM188 177H190V176H188ZM197 177V176H196ZM131 178V179H132ZM147 178V179H148ZM171 178V179H172ZM193 178V177H192ZM195 178V177H194ZM225 178V177H224ZM230 178V177H229ZM148 179V180H149ZM170 179V180H171ZM181 178H180V180H182ZM197 179V178H196ZM199 179V178H198ZM197 179V180H198ZM212 179V182H213V178H211ZM210 179V180H211ZM220 179H221V177H220ZM245 179V178H244ZM251 179V178H250ZM56 180L58 181V183L60 184V185H62V187H64L65 189H67V190H69V191H71V193L74 195V197H76V199H79V200H82V203L86 206V208L89 210V211H92V212H94V213H96V214H98V215H100L103 219H104V221L106 222V224L110 227V228H112V232H114L115 234H116V236L120 239V240H122L124 243H127L128 245H129V247H130V249L131 250H133L136 254H137V256H138V258H139V261L142 263V264H150V257H151V253H150V250H149V248L147 247V245H146V243L144 242V240H143V238L141 237V235L136 231V228H135V226H134V224L128 219V217L125 215V213L123 212V210H121L115 203H113L110 199H108L105 195H101V194H99V197L96 199V197H94V196H96L95 194H88V193H86V191H84V190H78V189H76V188H74V187H70V185H65V183L66 182H64V181H61V180H58L57 178H56ZM204 180H206V179H204ZM204 180H201V181H204ZM215 180V179H214ZM222 180V179H221ZM221 180H217V182H219L220 184L222 183L221 182ZM233 180V179H232ZM232 180H230V181H232ZM189 181H192L193 182V180H190L189 179ZM194 181L196 182V180L194 179ZM238 181V180H237ZM236 181V182H237ZM243 181H245V180H243ZM248 181V180H247ZM175 182H177V181H175ZM199 182V181H198ZM209 182V181H208ZM211 182V181H210ZM215 182V181H214ZM216 182V183H217ZM241 181L239 180V184H240V187H242V189H243V186H244V188L246 189V187L247 188H249L250 186L253 188H256V187H258L257 185H259V184H254V186L251 184V185H249V187H248V184L246 183V182H242V184L240 183ZM110 183V182H109ZM161 183V184H160ZM190 183V182H189ZM199 183H201V182H199ZM219 183H218V185L216 186H214L213 187V189H211V188H207V189H211V190H207L208 192H206V191H204V192H199V190H196V189H194V190H196V191H198L199 192V195H198V193H196L195 192V194H196V197H193V195L195 196V194H193V192L191 191V189H193V188H195V187H193V186H195V184L196 183H194V185H192V183L191 184H188V186L191 188V189H189V188H187V190L189 189V192L191 191L192 192V194H191V198L192 199H194V198H197L198 196H200V199L201 198H203L202 200H199L198 202H202V201H204V200H206V198L204 199V195H205V197L206 196H210L209 195V191H212V193L214 192L215 193V191L217 190V192L216 193H219V191L218 190H220V188H219V186L220 187H222L223 185L221 184V185H219ZM233 182H230V184H232ZM235 183V182H234ZM245 183H246V185L247 186H245ZM153 184V185H152ZM184 184V183H183ZM182 184V185H183ZM187 184V183H186ZM204 184V183H203ZM203 184H200V185H202V186H200V187H203ZM206 184V183H205ZM208 184H210V183H208ZM238 182H237V184H234V185H231V186H236L237 185V187H238ZM149 185H151L150 187H149ZM191 185H192V187H191ZM198 184H196V186H197ZM213 185V184H212ZM145 186H147V187H145ZM166 186V185H165ZM188 186H186V187H188ZM211 186V185H210ZM209 186V187H210ZM227 186H229V185H227ZM256 186V187H255ZM185 187V186H184ZM207 187V186H206ZM212 187V186H211ZM233 187V188H234ZM240 187H238L239 188V190L241 189ZM117 188V187H116ZM131 188H129V189H131ZM180 188H181V190L183 189V187L182 186H180ZM197 188H199V187H197ZM215 188V189H214ZM232 188V189H233ZM236 188V187H235ZM237 188V189H238ZM253 188V189H254ZM261 188V187H260ZM131 189V190H132ZM202 189V188H201ZM222 189V188H221ZM227 189H228V187H227ZM237 189H235V190H237ZM241 189V190H242ZM244 189V190H245ZM262 189H264V187H262ZM262 189H260L261 190V192L260 193H262V192H264V190H262ZM0 190H1V188H0ZM130 190V191H131ZM173 190V189H172ZM185 190V188L182 190V192ZM203 190V189H202ZM231 190V189H230ZM240 190V191H241ZM248 190V189H247ZM247 190L245 191V193H247ZM256 190V189H255ZM255 190H253V194H254V196H258V192H257V190L255 191ZM259 190V191H260ZM226 191V190H225ZM232 191V190H231ZM238 191V190H237ZM243 191V190H242ZM249 191H252V189L250 188L249 189ZM249 191H248V194L250 195V196H253L252 194H250L249 193ZM172 194V196H169L170 195V193ZM190 192V193H191ZM244 192V191H243ZM257 192V195H255V193ZM2 193V192H1ZM130 193V192H129ZM163 193L165 194V196H163ZM167 193H169V195L167 194ZM189 193V194H190ZM201 193V194H200ZM208 193V194H207ZM211 193V192H210ZM213 193V197H211L210 196V203L212 204L214 201L212 200V198H214L215 199V197H214V195H217L216 193L214 194ZM223 193V192H222ZM221 193V190H220V194H222ZM233 193V192H232ZM238 193V192H237ZM240 194H238L239 196L242 194L241 192H239ZM245 193H243L241 196L243 197V196H247L248 197V195L247 194H245ZM202 194H204V195H202ZM207 194V195H206ZM226 194V193H225ZM235 194V193H234ZM245 194V195H244ZM3 195V194H2ZM170 198L168 201H170V203L168 202V201H165V198L167 197V196ZM198 195V196H197ZM202 195V196H201ZM230 195V194H229ZM262 195H264V193H262ZM262 195H260L259 194V196L260 197H262ZM82 196L85 198V199H82ZM131 196H134V195H132L131 194ZM218 198H220V196H222L221 198H220V202L218 201V198L216 197V199H215V201H218L220 204H221V202H222V204L220 205V206H218V205H216L215 203L216 202H214V204L215 205H211L212 206V208H213V206H215V208H213L214 209V211L215 210H217V208H218V214H220L219 213V207H220V209L222 210V211H224L223 213H230V210L231 209H229V211H228V209H226V210H224L222 207H224V206H226V205H224V202H226V197H227V200H230V199H228V198H230V197H228L227 195L226 196H223V194L222 195H219L218 194ZM231 196V195H230ZM237 196V195H236ZM241 196H240V198H241ZM246 196H245V198H246ZM249 196V197H250ZM167 197V198H168ZM224 197V198H223ZM237 198H238V196H237ZM10 199V198H9ZM87 199H90V202H87ZM199 198H197V200H198ZM84 200V201H83ZM195 200V199H194ZM245 200V199H244ZM261 200H262V198H261ZM12 201H15V203H18L17 201L18 200H12ZM165 201V202H164ZM207 201V202H206ZM205 202H203V203H206V205H210V203L208 202L209 200H206ZM213 201V202H212ZM231 201V200H230ZM239 201V198H238V200H237V202ZM241 202H238V203H242V198H241V200H240ZM168 202V203H167ZM228 202V201H227ZM237 202H235L236 204H237ZM171 204L172 206V208L170 209V208H167L166 206H165V204ZM218 203V204H219ZM230 203V202H229ZM227 204L228 206H230V204ZM248 202L246 201V204H244L243 203V205L244 206H248V205H250V202L247 204ZM253 203V204H252ZM82 204V205H83ZM189 204V203H188ZM202 204V203H201ZM231 204H234L233 202H231ZM235 204V205H236ZM251 204H252V209H253V207H254V209H256L257 210V207H258V210H259V206L261 205V204H264V203H261L260 202V204H258V206L257 207H255L256 206V203L254 204V202H251ZM138 205V204H137ZM191 204H189V206H190ZM203 205H205V204H203ZM202 205V206H203ZM206 205H205V207H206ZM222 205H224V206H222ZM254 205V206H253ZM24 207H25V204L23 205ZM30 205H28V207H29ZM195 206V205H194ZM216 206H218L217 208H216ZM232 207H234L233 205H231ZM231 206H230V208H231ZM246 206V207H247ZM23 207V208H24ZM27 207V208H28ZM208 207V206H207ZM250 207V208H251ZM26 208V209H27ZM34 208V207H33ZM184 208V207H183ZM189 208H191V207H189ZM193 208V207H192ZM210 208V207H209ZM227 208H229V207H227ZM248 208H249V206H248ZM260 208H262V205H261V207ZM187 209V208H186ZM208 209V208H207ZM211 209V208H210ZM209 209V210H210ZM213 209H211V211H210V214L212 215V213H214V211L212 212V210ZM252 209H250V210H248V211H250L249 213H250V215H252L251 214V210ZM184 210H185V208H184ZM220 210V211H221ZM255 210V211H256ZM258 210H257V212H255V213H259L258 212ZM262 210H264V209H262ZM33 211V210H32ZM188 211V210H187ZM190 211H192V210H190ZM198 210H197V208H196V212H197ZM221 211V212H222ZM228 211V212H227ZM247 211V212H248ZM186 212V211H185ZM196 212L194 213V211H193V214L195 215L196 214ZM202 212V211H201ZM212 212V213H211ZM216 212V211H215ZM246 212V213H247ZM260 212H262V211H260ZM222 213V214H223ZM249 213H248V216H246V215H240V217H242L243 216V218L244 217H247V220L248 219H251V220H253L252 219V217L253 218H255V214L253 213V215L252 216H250L249 215ZM29 214V213H28ZM191 213H189V215H190ZM199 214V218L198 219H200L201 221V223L199 222V224L198 225H200L201 227H203L204 229H202L200 226H199V228H201L202 230H205V227H207V225L210 223V221L208 222V224H206V221H208V219H206L205 218V216L203 215H201L200 213H199V211L197 212V214L196 215H198ZM262 214V213H261ZM194 215H192L191 217H193ZM195 215V217H193V219L195 218V219H197V217L198 216H196ZM26 216H28V215H26ZM30 216V215H29ZM258 216H260V217H262L261 215H258ZM2 217H4V218H2L3 220H1V222L2 221H4V219L5 220H7V219H9L10 218V221H12L13 219L15 220V218H13V219H11V217H9V218H5L6 216H2ZM207 218L209 217V216H206ZM249 217V218H248ZM256 217H257V215H256ZM260 217H258V218H260ZM24 218H26V217H24ZM242 218V219H243ZM21 219H23V218H21ZM28 219V218H27ZM197 219V220H198ZM245 219V218H244ZM256 219V218H255ZM261 219H264V218H261ZM19 219H17V221L16 222H18L19 223V226H21V227H23V224H20V220L18 221ZM196 220V221H197ZM209 220H210V218H209ZM251 220H248V223H246L247 221H245V223L247 224V226H246V224L245 223H243L242 225H244V227H248V224H249V226H250V224L251 223H253ZM257 220V219H256ZM259 220V219H258ZM8 221V220H7ZM251 221V222H250ZM21 222H24L25 223V221H24V219L23 220H21ZM147 222V221H146ZM164 222V223H165ZM171 222V223H170ZM224 222H227V221H225L224 220ZM258 222V221H257ZM261 222V220H259V222L258 223H260ZM8 223H9V221H8ZM13 223V224H12ZM11 224L12 225H14L15 227H18L17 225H18V223H17V225L14 223V222H12ZM232 224H234L233 222H231ZM257 223V224H258ZM3 224V223H2ZM238 223H235V228L237 227V226H239V225H237ZM213 225V224H212ZM215 225V224H214ZM237 225V226H236ZM256 225V224H255ZM259 225V224H258ZM261 225H262V223H261ZM3 226V225H2ZM1 226V227H2ZM14 226H11V227H14ZM210 228L212 227H214V226H211L210 224L208 225ZM7 227V226H6ZM9 227V226H8ZM11 227H9L8 229H11L10 231H12L13 229V233L11 232L10 234H13V235H11V238H12V236H14V235H18L20 232H23L20 228H11ZM181 227V226H180ZM259 227V226H258ZM209 228V229H210ZM211 228V229H212ZM3 229V230H2ZM1 230L2 231H0V232H4V234H6L5 233V228H2ZM17 229H20L21 231H15V230H17ZM24 229V228H23ZM84 229V228H83ZM182 229V228H181ZM207 229V228H206ZM210 229V230H211ZM238 229V228H237ZM257 229V228H256ZM235 230V229H234ZM261 230H264V229H262L261 228ZM9 231V230H8ZM7 231V232H8ZM15 231V232H14ZM24 231H26L25 229H24ZM88 231V230H87ZM230 231H231V227H230ZM237 231V230H236ZM19 232V233H18ZM207 232V231H206ZM222 232V231H221ZM249 232V231H248ZM90 233V232H89ZM185 233H187V234H189L188 232H185ZM184 233V235H186L187 237H188V235L187 234H185ZM209 233H211L210 235L211 236H208V238L210 237V241L211 242H213V243H211V245L212 244H214V245H212V246H210V248L208 249V248H204L203 246V248H204V252H203V254H204V257L206 258V260L208 261V262H210V263H217V264H246V262H244L245 260L243 259L242 260V258H244V257H242L241 258V254H238V253H236V251L233 249V248H231V247H229L231 244H230V242L229 241H225V238H227V236H228V238H229V235H226V237L225 236H223V234L222 233H220V231H218V230H215V227H214V230H211V231H209ZM232 233V232H231ZM233 233H235V232H233ZM232 233V234H233ZM236 233H238V232H236ZM255 233V232H254ZM8 234V233H7ZM22 235H23V233H21ZM21 234H19V236L21 235ZM26 234H28V233H25L24 232V235L22 236V237H24V239L26 240V238H30L29 240H31V237H30V235L28 234V236L29 237H27L26 236ZM231 234V235H232ZM239 234V233H238ZM14 236V238L11 240V238L9 239L8 238V240L10 241V242H8L7 241V239H5L6 241H4L5 242V244L6 245H8V243H11V245L12 246H14V248L13 249H11V250H9V251H11V253L9 252V255L8 256H11V254H14L15 253V250H16V253L15 254H19V252H20V250H18V248H19V246L20 245H22V243L20 244V241H22V239L21 238H18V236ZM190 235H191V233H190ZM200 235V234H199ZM201 235H203V233L201 234ZM209 235V234H208ZM230 235V236H231ZM233 235H235V234H233ZM233 235L231 236V237H233ZM2 236H4V235H2L1 234V238H0V242H2L1 241V239H2ZM20 236V237H21ZM26 236V237H25ZM186 236H184V237H186ZM235 236H237V235H235ZM193 237V236H192ZM191 236H190V238L188 237L187 239H189V241H191L190 239L192 238ZM207 237V236H206ZM212 237H213V239H212ZM230 237V238H231ZM6 238V237H5ZM87 238V237H86ZM200 238V237H199ZM205 238V237H204ZM235 238V237H234ZM3 239H4V237H3ZM20 239V240H19ZM24 239H23V241H24ZM202 239H203V237H202ZM202 239H200L201 241H206L205 239L204 240H202ZM228 240V239H227ZM195 241V240H194ZM194 241H191L192 242V246H194V244H193V242ZM200 241V242H201ZM3 242V243H4ZM6 242H8V243H6ZM25 242H27V245H26V247L28 246V242L30 243V242H32V241H25ZM197 243H195V245H197V247L199 248V244H200V242H198V241H196ZM206 242H208V241H206ZM227 242H229L228 244H227ZM199 243V244H198ZM262 243H264V242H262ZM5 244H3V245H1V243H0V248L2 249V247L5 245ZM230 244V245H229ZM236 244H238V243H235V245ZM10 244H9V247L10 248H12V246H11ZM37 245V244H36ZM5 247V246H4ZM4 247H3V249H4ZM9 247H8V249H9ZM29 247V246H28ZM27 247V248H28ZM195 247V246H194ZM196 247V248H197ZM202 247H200V248H202ZM260 250H261V252H264V245H261L260 244ZM7 248V247H6ZM16 248V249H15ZM31 248V247H30ZM202 248V249H203ZM0 249V251H2ZM29 249V248H28ZM32 249V248H31ZM30 249V250H31ZM5 250V249H4ZM14 250V253H12V251ZM17 251H19V252H17ZM31 251H33V250H31ZM241 251V250H240ZM5 252V251H4ZM26 252H30L29 250H26ZM6 253V252H5ZM35 253H37V252H35ZM34 252H32V254H35ZM39 254H41L40 252H39ZM39 254H36V255H39ZM28 255V254H27ZM34 256V255H32L33 257L32 258H35V257H37V256ZM240 255V256H239ZM13 256V255H12ZM29 256H30V254H29ZM42 256V255H41ZM41 256H39V257H41ZM259 256H261V254L259 255ZM17 257V256H16ZM21 257V260L23 259L22 258V256H20ZM256 257V256H255ZM255 257H253V258H255ZM11 257H9L8 259H10ZM13 258V260L15 259H17L16 261H17V263L16 264H20V262H19V259L20 258H15V257H12ZM12 258L10 259V260H12ZM258 259H256V261H255V264H264V258H259V257H257ZM40 259V258H39ZM28 260V259H27ZM37 260V259H36ZM44 260V259H43ZM214 260V261H213ZM16 261H14V262H16ZM24 261V260H23ZM42 261V260H41ZM40 261V262H41ZM43 262V261H42ZM45 262V261H44ZM49 262V261H48ZM249 262V261H248ZM22 263V262H21ZM254 264V260L251 262V264ZM23 264V263H22ZM44 264V263H43ZM50 264V263H49ZM248 264V263H247Z\"/></svg>", "mask_w": 264, "mask_h": 264}, {"label": "rangeland", "instance_id": "374dc122", "mask_svg": "<svg viewBox=\"0 0 264 264\" xmlns=\"http://www.w3.org/2000/svg\"><path fill=\"white\" fill-rule=\"evenodd\" d=\"M34 2L35 1H37V3H35V5L36 6H38V7H42L43 9H44V11L47 13V15L49 16V18L51 19V20H49L46 24L48 25H51V29H52V33H53V31H54V33L57 35H53L52 34V36H50V38H47L48 39V41H49V39H50V41L51 40H53L54 39V37H56L53 41H51L53 44V48H51V49H53V50H55V48L60 44L59 42L62 40L61 39V36H59V34H64L63 32L64 31H62L61 29H63V26L64 27H66L67 26V23H68V21H67V17H65L64 16V19L66 18V20L64 21V20H62V18L60 17V13H61V11H60V9H61V7H62V5L66 2V1H68V0H33ZM126 2H127V0H125ZM136 1H138V2H136ZM140 1H142V3L144 2V0H140ZM147 1H149V0H145V2H147ZM157 1V4L155 3ZM156 1H154V4L157 6H155L153 3H151V5H150V9L148 8V6L149 5H146L147 7H146V9L148 8L150 11L152 10L153 12H149V10L147 11V14L148 15H154V12L155 11H157L156 10V8L157 9H159L158 11H157V13L159 12V11H161L162 9H165V7H166V10H168V13H170L169 12V7L170 8H172V5H174L175 4V2H178V0H174V4H172L171 5V3L173 2L172 0H170V1H172L171 3H168V1L169 0H161L162 2H167V5H170V6H167L166 5V3H164L165 4V6H164V4L162 5L161 3H160V1L159 0H156ZM194 1V2H193ZM202 0H200V2H199V0H198V2H196V0H188V2H184L183 0L181 1L180 0V3L182 2H184L183 3V6L186 4V6H184L183 8H187V6L188 5H190V6H188V7H192V4H190V2H193V5H194V3L197 5V7L198 6H200L201 7V5L203 6V4H204V0L201 2ZM222 2L223 3V5H225V2L228 4V1L230 2V4H231V2H232V4L230 5V6H232L233 7V5H234V10H236V8H239V6L240 5H242L243 3L242 2H245V1H243V0H205V4L208 6V9H207V7H206V5L204 4V7H205V10L207 11V12H209L210 13V11H212V6H214L213 4L211 5V3L212 2ZM247 1V0H246ZM128 2H130V0H128ZM128 2H127V4H128ZM136 2V3H135ZM150 2H151V0H150ZM150 2H148L149 4H150ZM152 2H153V0H152ZM248 2H250V3H247V2H245L244 4H250V7H251V10H249V12H248V9L250 8L249 7V5H247V6H242L243 8L245 7L246 9V11L248 12L247 13V15L248 14H250V15H248L249 16V19L251 20V24L252 23H254V25H255V27H253V26H251V28L253 27L254 28V30H252V31H249V36H252V35H254V34H250V32H260L258 35L259 36H264V26H262V25H264V0H249ZM134 3V4H133ZM138 3V4H137ZM141 2H139V0H132L129 4H132L133 6H137V5H139ZM147 3V4H148ZM160 3V4H159ZM181 3V4H182ZM216 3H215V5H216ZM222 3H220V5L221 6H223L222 5ZM253 3V4H252ZM144 4V6H145V3H143ZM143 4H140L139 6H141V7H143ZM153 4V5H152ZM177 4V3H176ZM175 4V5H176ZM181 4H179V2H178V4L177 5H179V6H181L182 7V5ZM210 4V5H209ZM226 4V5H227ZM173 6V8H175L176 6ZM195 5V6H196ZM217 5H218V3H217ZM237 5V6H236ZM135 6V7H136ZM139 6H137V7H139ZM153 6H155V7H152ZM160 6H164V8H162L161 9V7ZM209 6H211L210 7V11H209ZM168 7V8H167ZM178 7V6H177ZM176 7V8H177ZM181 7H178L177 9L178 10H180V9H182ZM194 7V6H193ZM199 7V8H200ZM227 7H229V4L227 5ZM236 7V8H235ZM247 7H249L248 9H247ZM253 7V8H252ZM144 8V7H143ZM143 8H142V11H139L138 9H140V8H138L137 10H138V12H136V14L139 16V14L140 15H142V13H144V12H146V10L144 11L143 10ZM173 8L171 9V11L173 10ZM190 8H188L189 10H190ZM195 8V7H194ZM194 8H191V11L193 12V10H194ZM203 7H201L200 8V10H198V9H196L195 8V10H198L199 11V14L197 15H195L194 16V14L193 13H198L197 11H195V12H193L192 13V16L191 17H193L192 19H194V21H196L198 18H200V16L199 15H202L204 12L205 13H207L206 11H204L203 9H202ZM214 8H216V6L214 7ZM226 8V7H225ZM233 8H230V10H232ZM154 9V10H153ZM161 9V10H160ZM193 9V10H192ZM201 9H202V11H201ZM177 10V11H178ZM255 12H254V11ZM144 11V12H143ZM175 9L173 10V12H171L172 13V15H174V16H178L177 18H175L177 21L179 20V23H181V21L183 22L182 24H184L189 18H190V14H186L189 18L186 20V15L183 13L185 10H181V12L185 15H183L185 18H183L182 17V15H181V12L179 11L178 12V14H176L175 13ZM243 11V9L241 10V9H239V11H237V14H238V12H239V14L241 13ZM140 12V13H139ZM142 12V13H141ZM149 12V13H148ZM163 11H161L160 13H158V14H156L155 16L156 17H158V19L157 18H155V19H157L158 21L161 19V17L164 15L163 13H162ZM200 12H203V13H200ZM232 13H235V11L233 12V11H231ZM171 13H170V15H171ZM174 13V14H173ZM242 13H245L244 11L242 12ZM252 13V14H251ZM160 14H162V15H160ZM257 14V15H256ZM169 14H166V17H162V19L161 20H163L164 18V21L162 22L161 20V23H163L162 25V28L161 29H163V27H164V25L166 24L165 22H167V24H166V28L164 27V31H166V29H167V26H168V29H167V33H171L170 31L172 30L171 29V27L173 26H177L178 27V25H176V24H174L176 21H174V25L172 24V21L174 20L173 18H172V20H170L171 19V17H167ZM154 16V17H155ZM161 16V17H160ZM173 16V17H174ZM197 16H199V17H197ZM202 16H204V15H202ZM201 16V17H202ZM205 16H208L209 18H213V16H211V14H205ZM251 16H253V17H251ZM183 18L184 20H181V19H178V18ZM194 17H196L197 19H195ZM236 17H239V16H237L236 15ZM166 18L169 20V21H171L170 23H169V21L168 20H166ZM170 18V19H169ZM222 18H223V20L225 19V21H227L228 22V20L226 19V18H224V17H220V18H218L217 16H215V18L214 19H216L217 20V22L219 23V22H221V23H219L220 25H222V23H223V25H224V23H225V25L227 24V22H223V20H222ZM252 18V19H251ZM56 19H59V21H55ZM154 21H155V19L154 18H152ZM152 19H149L150 21L152 20ZM192 19L190 18L189 19V21L191 22L192 21ZM202 19H204L203 21H202ZM200 18V20L199 21H197V22H200V21H202V23L204 24V21L206 20V22H207V20H208V18L207 19H205V18ZM214 19H210V20H214ZM219 19V20H218ZM220 19L222 20V21H220ZM248 19V20H249ZM254 19V20H253ZM152 20V21H153ZM181 20V21H180ZM186 20V21H185ZM151 21V23H153ZM158 21H155V22H157L158 24H159V26L157 25V27H161V24H160V21L158 22ZM188 21V24L190 23ZM194 21H192V22H194ZM209 21V20H208ZM231 20H229V22H230ZM252 21H255V22H252ZM56 22V23H55ZM192 22H191V24H192ZM240 22H243V21H240ZM246 22V21H245ZM250 21H248V23H249ZM63 23V25H61ZM171 24V25H169V24ZM178 23V24H179ZM201 23V22H200ZM208 23V22H207ZM214 23H215V20H214ZM212 24V22H209V24H210V27H211V30L213 31V29H212V27L215 25V24ZM233 22L231 21L230 22V25L232 24ZM236 23V22H235ZM234 23V24H235ZM239 23V22H238ZM238 23H236V25L237 26H241L242 27V25H244V23H242V25H239ZM248 23L247 24H245V25H248ZM45 24V25H46ZM154 24V26H155V23H153ZM181 24V25H182ZM188 24H184V26H186L187 25V27H190ZM196 24V23H195ZM195 24H194V26H195ZM209 24H207V27H205V25H204V27L205 28H207L208 30H210L208 27V25ZM229 24V23H228ZM250 24V23H249ZM250 24V25H251ZM45 25H43V27L45 26ZM66 25V26H65ZM180 25V24H179ZM196 25H198V26H201V28L203 27L202 25H200L199 23L198 24H196ZM220 25H219V27L216 25L214 28L215 29H217V27H218V29L220 28ZM233 25V24H232ZM243 26V27H246V26ZM249 25V26H250ZM257 25V26H256ZM59 26V27H58ZM153 26V25H152ZM171 26V27H170ZM184 26H183V28H184ZM193 26V25H192ZM191 26V27H192ZM227 26V25H226ZM226 26H222L224 29L226 28ZM42 27V28H43ZM58 29H57V28ZM157 27H155V28H153V30H155V32L154 31H152L151 30V36L153 37L154 35H152V32H153V34L155 33L156 35H157V38H160V37H164V36H159L158 37V35L159 34H157L156 33V29H157V31L159 32V33H161V34H163V32L164 31H162V32H160V30L157 28ZM169 27H170V29L171 30H169ZM176 27V28H177ZM181 28V31H183L182 30V26H180ZM196 27V26H195ZM222 27H221V29H222ZM227 27H231V26H227ZM248 27V26H247ZM258 27V28H257ZM42 28H41V30H42ZM61 28V29H60ZM67 28V27H66ZM175 28V27H174ZM174 28H173V30H174ZM186 28V27H185ZM184 28V30H185V32H186V29ZM192 28H194V27H192ZM249 28V27H248ZM55 29H57V30H61L60 32L59 31H57V30H55ZM180 29H179V31H180ZM204 28H202V30H203ZM207 29H204V31H206ZM40 30V31H41ZM65 30V29H64ZM173 30H172V34H173ZM178 30V29H177ZM177 30L175 29V31H176V33H177V35L178 36H180L179 34H178V32H177ZM190 30V31H189ZM194 30H196L195 32L197 33H199L201 30L199 29V31L197 30V27H196V29L194 28ZM194 30H191V29H188L187 30V32L189 31V32H191L190 34V37H193L192 36V31L194 32ZM207 30V31H208ZM256 30V31H255ZM169 31V32H168ZM175 31H174V33H175ZM180 31V32H181ZM204 31H201L200 33H201V35H202V32H204ZM206 31V34H203L204 36H203V38H202V36H201V38H202V40L203 41H205L206 42V44L208 43V46L211 44L212 45V43L214 42L215 44H216V38H220V40H222L223 38H226V36H228V39H229V37H230V35H228L229 34V32H228V34L226 35V36H222V35H225L224 33H226L225 31L224 32H220V34H222V35H219L218 34V36H221V37H214V33H216L215 31H213V33H209V32H207ZM211 31V32H212ZM59 32V33H58ZM184 32V31H183ZM183 32H181V33H183ZM188 32V33H189ZM193 33V34H196V33ZM167 33H166V37L167 38H170V36H172L171 34H169V36H167ZM176 33H175V36L177 37V35H176ZM197 33V35H198V37H199V34ZM205 33V32H204ZM41 34V32H39V34L36 36V39H37V37L39 36ZM150 34V33H149ZM160 34V35H161ZM165 34V33H164ZM184 34L185 33H183V35H181V36H183V37H185L184 36ZM209 34V36H207V37H209V39H205L204 40V37H206L205 35H208ZM210 34H212L213 36H210ZM231 34V33H230ZM257 34V33H256ZM255 34V35H256ZM156 35H155V38H156ZM186 35V34H185ZM188 35V34H187ZM216 35V34H215ZM254 35V36H255ZM257 35V36H258ZM150 36V37H151ZM174 36V37H175ZM189 36V35H188ZM196 35H194V37H195ZM254 36H252V37H254ZM258 36V37H259ZM53 37V38H52ZM59 37V38H58ZM173 37V36H172ZM171 37V38H172ZM197 37V39H199ZM206 37V38H207ZM211 37H214V38H211ZM223 37V38H222ZM57 38L59 39V42L57 43ZM141 38H143V37H141ZM180 38V37H179ZM201 38L198 40V41H200L201 40ZM211 38V39H210ZM35 39V40H36ZM61 39V40H60ZM144 39V38H143ZM143 39H140V40H143ZM177 39H178V37H177ZM181 39H186V37L185 38H181ZM188 39V38H187ZM186 39V40H187ZM194 39V38H193ZM196 39V40H197ZM213 39V40H212ZM227 39V40H228ZM253 39V41H254V39L256 40V37L255 38H251V40ZM260 40L261 41V43L262 42H264V41H262L261 39H264V38H257V40ZM145 40V39H144ZM180 40V39H179ZM190 41L192 40V38L191 39H189ZM189 40H187L186 41V43H188L189 42ZM196 40H192V43L194 42V41H196ZM229 40H231V37H230V39ZM229 40H228V42H229ZM258 40V41H259ZM54 41H56V43H54ZM183 41V40H182ZM196 42L197 43V45L196 46H198V47H200L199 45H201V44H198L199 42ZM208 41H210V42H208ZM212 41V42H211ZM219 40H217V42H218ZM223 41V40H222ZM220 42V43H224V41L226 42V40L224 39V41L223 42ZM257 41V42H258ZM35 42V41H34ZM38 42V41H37ZM37 42H35L36 44H37ZM51 42H48V43H50L51 44ZM204 42V43H205ZM34 43V44H35ZM183 43V42H182ZM195 42H194V45L196 44ZM203 43V42H202ZM210 43V44H209ZM230 43V42H229ZM259 43V42H258ZM36 44H35V46H34V49L35 50H33V58H34V60H35V63H36V65H35V70L33 71L34 72V74L35 73H38L39 72V70H40V72L43 74V76H44V78H46V76L48 75V72H47V70H46V66L48 65V64H50V62L52 63V60H53V63H55V62H58L57 60H59V59H57L58 57L60 58V52H58V55H57V53L55 52V53H52V55L51 56H47V59H45L46 57H44V55H43V51L40 49L39 51H37V53H36V50H38L39 48H37L36 47ZM55 44V45H54ZM183 44H185V41H184V43ZM188 44H191L190 42L188 43ZM205 44V45H206ZM214 44V45H215ZM204 45V46H205ZM209 46V47H207V45H206V47H207V49L209 48L210 50L212 49V48H214V46ZM218 45H221V44H218ZM261 45V44H260ZM56 46V47H55ZM216 46H217V44H216ZM262 47H264V45H261ZM60 47V46H59ZM197 47V48H198ZM211 47V48H210ZM229 47V49H227ZM226 49H222L223 51H224V55L228 52V53H230L231 52V50H233L232 49V47L231 46H228ZM49 48H50V46H49ZM196 48V50H198V49H200V48H198L197 49ZM50 49V50H51ZM202 49H204V48H202ZM206 49V48H205ZM204 49V53H203V51H199L198 53L200 54V55H204L205 54V50ZM209 49L207 50L208 52H207V54H209ZM242 49V48H241ZM241 49H237V51H239V50H241ZM262 49V48H261ZM201 50V49H200ZM227 52H226V51ZM235 50V51H234ZM233 51H232V53H234V54H236L235 56H237V54H238V57H239V53H237L236 52V49H234ZM262 50H264V49H262ZM211 51H214V49L213 50H211ZM210 51V52H211ZM215 51H217V50H215ZM215 51H214V53H215ZM221 51V50H220ZM219 51V54H221V52ZM230 51V52H229ZM242 51V50H241ZM244 51V50H243ZM256 51V50H255ZM40 52H41V54H40ZM240 52V51H239ZM202 53V54H201ZM241 53V52H240ZM254 53H256V52H254ZM216 54V53H215ZM231 54V53H230ZM233 54V55H234ZM42 55V56H41ZM53 55H55V56H53ZM57 55V56H56ZM210 55V54H209ZM213 57H214V54H211ZM227 55V58H228V56H231L230 58H232V54L231 55H228V54H226ZM241 55V54H240ZM246 55V54H245ZM196 56H199V55H197V53H196ZM205 56H206V54H205ZM216 56V55H215ZM221 56V58L220 59H222V55H220ZM244 56V54L242 55V57ZM247 56V55H246ZM44 57V58H43ZM201 59H202V57L201 56H199ZM198 57V59H199V61H203V60H201L200 58ZM206 57H208V55L206 56ZM210 57V56H209ZM225 57V56H224ZM224 57H223V59H224ZM217 58H218V55H217ZM41 59V60H40ZM56 59V60H55ZM203 59H205V58H203ZM209 59H212L211 57L209 58ZM208 59V60H209ZM219 59V60H220ZM225 59H226V57H225ZM43 60H46V61H43ZM48 60H50V61H48ZM55 60V61H54ZM205 60H207V59H205ZM215 59H212V62L214 61ZM222 61H225V60H222ZM227 61H229V59L227 60ZM226 61V62H227ZM204 62V61H203ZM202 62V63H203ZM210 62H211V60H210ZM211 62V63H212ZM217 62V61H216ZM225 62V66H227V64L229 63H226ZM231 62V61H230ZM202 63H200V65L202 64ZM206 62H204L203 64H205ZM210 63V64H211ZM219 63V62H218ZM208 64V63H207ZM207 64H205V65H203V67L204 66H206ZM210 64H208L209 66H210ZM214 64H215V61H214ZM221 64H223L224 65V62L223 63H221ZM207 65V66H208ZM218 65H220V63L218 64ZM223 65H220V66H222V68L224 67ZM36 66H38V67H36ZM55 66V65H54ZM53 66V67H54ZM178 66V65H177ZM176 66V68H178V67H180V66H178L177 67ZM212 66H214V65H212ZM220 66H217V68L218 67H220ZM215 67H216V65H215ZM229 67V68H228ZM230 67H231V64L229 65L228 64V66L226 67V69L228 68L229 70H230ZM56 68V67H55ZM201 68H202V66H201ZM211 68H213V67H211ZM216 68V69H217ZM261 66H257V68H255L254 70L256 71V73H257V76H259V77H257V78H260V75H261V77H262V73L260 74V73H258V72H260V70H261V72H264V71H262V70H264V68H261ZM39 69V70H38ZM57 69V68H56ZM180 69V68H179ZM204 69V68H203ZM214 69V68H213ZM215 69V70H216ZM182 70V69H181ZM181 70H180V72H181ZM208 70L210 71V67L208 68ZM212 70V69H211ZM218 70V69H217ZM54 71H56V76H55V73H54V75H53V77H52V84H55V82L58 84V86L60 85V84H63L62 83V80L64 79V77L63 76H61L60 74L61 73H58V69L57 70H55L54 69ZM177 72H178V69L176 70ZM207 71V70H206ZM220 71V70H219ZM67 72H68V75H69V73L71 74V69H68L67 70ZM221 72H224V70L223 71H221ZM260 74V75H259ZM36 75H38V74H36ZM189 75V74H188ZM54 76L56 77V78H54ZM60 76V77H59ZM181 76H183V75H181ZM181 76L179 77H177L178 78V80L180 81V84H181V79L182 80H184L183 82L185 83L186 82V79H191V76H187V74H185L184 76H185V79H183V78H181ZM35 75L34 76H31L30 75V77H29V79H27V87L28 88H30V85H31V88L30 89H32V88H35L38 92H40V90L42 91V87L39 85L40 83H39V80L38 79H36V80H38V81H36L35 80ZM59 77V78H58ZM187 77V78H186ZM189 77V78H188ZM231 77V80L230 79H227V78H230ZM226 76L225 78L226 79H224L223 78V81H221L222 83H224V84H222L221 82L219 83V84H216L214 81H211V83H209L210 81H204L203 82V84H205V85H203L204 86V88H205V90L207 89V86H208V84H209V86H208V89L206 90V91H208L207 93H208V97L206 98V99H203V100H198V99H195L194 101H193V106H192V108H191V110H190V116L189 117H184V118H181V119H179L180 117H178V112L174 109H172V107L174 108V106L176 107V105H177V103H180L181 105H183L184 104V106L185 105H187V104H185V102H183L182 103V101L185 99L187 102H189L190 100H187L186 99V97H188V98H190L189 96H186L187 95V92H184V94L186 93V97L185 96H183V95H181L180 94V92H179V94L181 95V97L183 96V97H185L184 99L183 98H180L179 96L180 95H178L176 98H174L176 95H177V91H179V90H177V89H179L178 87H177V85L176 86H174V87H176L175 89H174V87H173V89L174 90H176V93L174 92V93H171V94H173V95H175L173 98H171V96H170V98L168 99V100H170V103H168L169 101L166 99V98H168L167 97V95L164 97V96H162L161 94V96H162V98H164V99H161L160 98V101L161 100H163V102H161L160 103V101H158V100H156V98H157V96H155V95H153V99H152V95H151V100H153L154 102H155V105L154 106H152L154 103H152L151 104V106H150V108H149V111L146 113L145 112V110H144V108L143 107H141V106H139V107H137L138 105H137V103H136V99L137 98H139V97H142L141 95H140V93H139V95H137L138 93L137 92H133V93H131L130 94V99L128 100V102H126L124 105L122 104V105H117V111L115 112V113H110L109 114V116H108V114L105 116V115H103L104 116V118L107 120L106 122H107V124L109 125V127H108V125H107V129H102V131L101 130H99L98 128H96V127H93L91 124V126L89 127V124H87L88 125V127H89V129L91 128V135H89L88 133H90V131L88 132V133H85V132H83V131H85L86 129L85 128H87V125H86V123H89L90 122V120L89 119H87L86 118V120H84L85 119V117H89V116H87V114L88 115H90V110H89V107H91L92 106V103L90 102V101H86V96H85V98H81V97H83V95L82 96H79L78 97V94H76V90L79 88V87H77V86H72L70 83H69V81H70V78L68 77V76H66L65 78L68 80V82H67V84H65L64 85V87H65V89L66 88H70L71 90H72V93H75L76 94V96L78 97V98H76V99H78V104H79V102L81 103V105L83 104L84 106H85V112L86 111H88V112H86V115L84 116V118L83 117H81V113L79 114V112H76V116L77 117H79V120H78V118L77 117H75L74 115L72 116V117H70V120H71V122H72V128H73V134H74V136H72V135H70V138L71 139H73V137L75 138L77 135L78 136H80V132H83V133H85V137L87 136V134H88V136H90V138H91V136H92V133H93V135H94V133H95V135H96V133H97V137L99 138V139H103V138H105V140H106V136H108V138H109V140H112V141H114V142H116V144L115 145H118L119 144V146L124 150V152L128 155H130L129 157H132L131 159L133 160L132 162L134 163V166L137 168V170L138 171H140V172H138L137 171V173H141V174H139V176H138V178L140 179L141 177V180L143 181V184H145V185H147L148 186V184H151V183H155V180H156V178H157V182L156 183H158V180H160L159 182H162L163 184H161V186H164V188L166 189V191L164 190V193L165 192H168L167 190V188L169 187V188H171L170 190L171 191H173L175 194H179V195H181V197L182 198H184L185 200H186V202H187V206H183L184 208H185V210H184V208L183 207H180V206H178V208L179 209H177V208H172L173 206L171 205V204H167L168 202L170 203V201H168L170 198L168 197H166L165 198V201H168L166 204H165V206L167 207V208H172L173 210L172 211H170L169 213H173L172 215H171V217H172V219H174V222L176 223H178V225H176L174 228H172L173 229V231L175 232V236H178L179 234H180V230H182V229H185L186 230V232H188L189 234H187V233H185V234H187L188 235V237L190 238V236L192 237L190 240L191 241H194L193 242V244L195 245V243H197L196 241H198V242H200L201 240L200 239H202V237H203V239L202 240H204L205 238V240L206 241H208V242H206V241H201L200 242V244L198 245L199 246V248L197 247V245H195L197 248V250H196V252L198 253L197 255H198V258L200 259V260H204L205 261V257H204V254H203V252H204V248H210V246H212V245H214V244H212L211 245V243H213V242H211L210 241V237L208 238V236H211L210 234L211 233H209V231H211V230H214V227H215V230H218V231H220V233H222L223 234V236H225L226 237V235H229V238H228V236H227V238H225V241H229L230 242V246L229 247H231V248H233L235 251H236V249L238 250V251H240L241 253H243L244 254V262H246V264L248 263V264H251V262L254 260V264H255V261H256V259H258L257 257H259V258H264V252H261V250H260V244L261 245H264V243H262V242H264V230H261V228L262 229H264V219H261V218H264V210H262V209H264V204H261L262 205V208H260L261 207V205L259 206V210H258V204H260V202L261 203H264V195H262V193H264V192H262V193H260L261 192V190L260 189H262V187H264V149H261V147L260 146H262V145H259V143H257L260 139H261V137H264V133H262V132H264V98H261L260 97V99L259 98H257V97H254V96H251V95H246V93H244L245 91L244 90H246L245 88H241V89H243V92H242V90L241 89H239V90H241V91H239V90H237V89H235V90H233L232 89V87H231V84H234L236 81H238V83L239 82H241V79H239V78H232V76ZM55 80H54V79ZM177 78H174V79H176L177 80ZM181 78V79H180ZM60 79H62V80H60ZM189 79V80H190ZM261 79V81L262 80H264V79H262V78H260ZM57 80H58V82H57ZM188 80V81H189ZM233 81V82H231L230 83V81ZM234 80H235V82H234ZM33 81H35L36 82V84H34L35 82H33ZM61 81V82H60ZM66 81V80H65ZM228 81V82H227ZM183 82H182V85H181V87L183 86L184 87V89L186 90L187 88H191V87H187L188 85H186L187 84V82H186V84H184V85H186V86H184L183 85ZM38 83V84H37ZM68 83H69V85H68ZM225 83H228V84H230V85H228L227 86V84L225 85ZM237 83V82H236ZM30 84V85H29ZM56 84V85H57ZM180 84L178 85L179 87H180ZM201 84V83H200ZM211 84H213V85H211ZM222 84V85H221ZM32 85L34 86V85H36V86H34V87H32ZM68 85V86H67ZM207 85V86H206ZM214 85H215V87H214ZM219 85V86H218ZM223 85H225V86H223ZM40 86V87H39ZM166 86H167V88H166ZM164 88H165V90L167 89H172L171 88V86L169 85H166ZM199 87H197V88H200V87H202V84L201 85H198ZM211 86V87H210ZM217 86V87H216ZM227 86V87H226ZM60 87V86H59ZM162 87V86H161ZM181 87H180V89H181ZM186 87V88H185ZM225 89H224V88ZM228 87H231V89L230 88H228ZM41 88V89H40ZM54 87L52 86V89H53ZM163 88V87H162ZM162 88H160V89H158V87H157V89L160 91V90H162ZM164 88H163V90H164ZM203 88V89H204ZM210 88V89H209ZM212 88V89H211ZM215 88H218V89H215ZM33 90V92L35 93V91L36 90ZM75 89V90H74ZM155 89V91H157L158 92V90L156 89V88H154ZM183 88H182V90H184ZM201 89V88H200ZM202 89V90H203ZM214 89V90H213ZM54 90V89H53ZM53 90H51V91H53ZM60 90H62V92H63V88H59V91ZM174 90H172V91H174ZM188 90V89H187ZM202 90H200V91H202ZM210 90V91H209ZM55 92L57 91V89L56 90H54ZM65 91V94H60L59 92V94L60 95H58L59 97H60V99H65V100H67L68 98H66L65 96H63V95H66V94H68L67 93V91L66 90H64ZM154 91V90H153ZM190 91H193V90H189L188 91V94H189V92ZM196 91L197 92H200L199 91V89L197 90L196 89ZM37 92V93H38ZM61 92V91H60ZM182 92V91H181ZM211 94H210V93ZM134 93H136L135 95H134ZM142 93V92H141ZM144 93V92H143ZM153 93H155V92H153ZM193 94H194V91L192 92ZM74 94V95H75ZM166 94V93H165ZM168 94V95H169ZM190 94H191V92H190ZM196 94V93H195ZM211 96H210V95ZM42 96H43V94H41ZM143 95H145V93L143 94ZM158 95V94H157ZM159 95V96H160ZM164 95V94H163ZM137 96V97H136ZM158 96V97H159ZM160 96V97H161ZM191 96V95H190ZM193 96V95H192ZM191 96V97H192ZM65 97V98H64ZM144 97V96H143ZM155 98V99H154ZM178 98V99H177ZM82 99H85L84 101L85 102H87V103H85L84 104V102H82ZM166 99V100H165ZM179 99H183L181 102H179ZM133 100H135V101H133ZM139 100V99H138ZM175 100H176V102H175ZM184 100V101H185ZM198 100V101H197ZM152 101V102H153ZM171 101H173V103L171 104ZM134 104H133V103ZM164 102H166V103H164ZM198 102H202V103H204L205 105H207L210 109H211V111H212V115H211V118H210V120H209V122H207L206 124L204 123H202L203 125H209V126H202V124L200 125V122L198 123L199 125H200V127H201V129L197 126V122L198 121H194L192 118H191V113H192V110H193V107H194V103L195 104H197ZM89 103H91V104H89ZM130 103H132V104H130ZM156 103H157V105H156ZM159 103V104H158ZM168 104H171V106L169 105V107L167 106ZM179 104V105H180ZM126 105V106H125ZM134 105H136V106H134ZM162 105V107L160 108V106ZM79 107H80V104L78 105ZM123 106V107H122ZM178 106V105H177ZM164 107H166V108H164ZM179 107V106H178ZM178 107H176V108H178ZM86 108H88V109H86ZM158 108V109H157ZM163 108V109H162ZM169 108V109H168ZM59 109L60 110H62V107H59ZM133 109H137L136 110V114H134V112H135V110H133ZM162 109V110H161ZM167 109H168V112H167ZM222 109V110H221ZM234 109V110H233ZM73 109H71L70 108V110H68L69 112L68 113H74L73 111H72ZM75 110V109H74ZM171 110V111H170ZM76 111V110H75ZM125 111H127V112H125ZM139 111V112H138ZM141 111H143V113L141 112ZM120 112H122V114L120 113ZM155 113L154 115H152L153 113ZM167 112V113H166ZM219 112H221V113H219ZM124 113V114H123ZM127 113V114H126ZM75 114V113H74ZM114 114V115H113ZM135 116V115H137V116H133V115ZM141 114V115H140ZM142 114H144V115H146V114H148V115H150V116H144V115H142ZM156 114L159 116H156ZM80 115V116H79ZM112 115V116H111ZM118 115H119V117H118ZM129 115V116H128ZM139 115V116H138ZM220 115H222V116H220ZM91 116V119H92V117L94 116H92V115H90ZM128 116V117H127ZM153 116V117H152ZM163 116V117H162ZM102 117V116H101ZM100 117V118H101ZM110 117H112L111 119H112V121H111V119H108V118H110ZM116 117V118H115ZM160 117H162V118H160ZM228 117V118H227ZM80 118H83L82 120L80 119ZM99 118V119H100ZM118 118V120H120V122L118 121V120H116ZM130 118V119H129ZM143 118V119H142ZM150 118V119H149ZM189 118V119H188ZM93 119H97L95 116L93 117ZM124 119H126V120H128L127 122H124V121H126V120H124ZM138 119H139V121L140 122H138ZM146 119H148V120H146ZM155 119V120H154ZM79 121V122H81L82 121V123H78V122H76V121ZM87 120H89V121H87ZM100 120H102V118L100 119ZM113 120H114V123L112 124V126L114 127V126H116V128H117V126H118V132L114 129L113 131L111 130L110 131V129H111V123L110 122H113ZM163 120V121H162ZM179 120H180V122H179ZM181 120H193L194 121V124H195V122H196V126L193 124V126L191 127V128H193V129H191V128H186L185 127V125H183V121H181ZM226 120V121H225ZM74 121V122H73ZM83 121H86V123H84V126H82L81 124H83ZM132 121H135L134 123H132V124H129V123H131ZM142 121V122H141ZM144 121V122H143ZM145 121L148 123V121H149V123L152 125V127H151V125H149V124H147V125H149V127H151V128H153L154 129V127L156 128V126L158 127L159 125H160V123H161V126H159V127H161V128H163L164 126L163 125H165V127L164 128H166V129H163L164 130V133H166L167 134V132H166V130H168V133H170V131L171 132H175V133H170L169 135H172V136H168V138H169V140H166V139H163V140H165L166 142H164V141H161V139H162V135L163 134H160L159 132H157L156 130L157 129H159V127L158 128H156V130L154 129V130H152L151 128H150V130H149V132H146V133H148V134H141V133H143L144 132V129H146V128H148V127H146V128H142V126L143 125H141V123L143 124H146L145 123ZM154 121V122H153ZM160 121V122H159ZM212 121H214V122H212ZM123 122V123H122ZM137 122L139 123V125H141V127H139L138 125H137V128H136V124H137ZM234 122H235V125H237L238 127H236L235 128V126L234 125H232V124H234ZM76 123H78L79 124V126H78V124L76 125ZM120 123V124H119ZM158 123V124H157ZM209 123V124H208ZM214 124V126H213V124ZM222 123V125H220ZM226 123V124H225ZM232 123V124H231ZM61 124H63L62 122H61ZM74 124H75V126H76V128H75V126H74ZM116 124H118V125H116ZM127 125V127L129 126H131L130 128H129V131H128V129H127V127H126V125ZM134 124V125H133ZM168 124V125H167ZM223 124H225V125H223ZM82 127H81V126ZM123 125V126H122ZM133 125V126H132ZM154 125H156V126H154ZM228 125H230V127L228 126ZM125 126V127H124ZM170 126H171V128H170ZM183 126V127H182ZM221 126V127H220ZM228 126V127H227ZM233 126H234V128L235 129H233ZM250 126H251V130H250ZM78 127H80L79 129L81 130V128H83L84 130L83 131H80V130H78ZM113 127H112V129H113ZM186 129H185V128ZM196 127L198 128L197 130H199V131H196ZM208 127V128H207ZM232 127V128H231ZM246 127V128H245ZM94 128V129H93ZM108 128H110V129H108ZM123 128V129H122ZM135 128H136V130L138 129H140L141 128V131H142V129H143V132H141V133H139L138 132V130L136 131L135 130ZM160 128V129H161ZM211 128V129H210ZM220 128H222L221 130H220ZM224 128V129H223ZM240 128V129H239ZM76 129V130H75ZM88 129V128H87ZM88 129V130H89ZM218 129V130H217ZM246 129V130H245ZM87 130V131H88ZM97 130V131H96ZM107 132L105 135L103 134V132H105V131ZM108 130L110 131V132H108ZM121 130V131H120ZM124 130H125V132H124ZM131 130H133L132 131V134L131 133H129V132H131ZM151 130H152V132L153 131H156V133H159L162 137L160 138V140H159V142L157 141L158 139V137H156V136H154L156 139H153L152 138V141H150V143H148L149 142V138H148V140H145L146 141V144H145V141L143 140H141L142 141V143H140V137H139V135L141 134V136H143V138H145L147 135L151 138V137H153V135H155V134H150L151 133ZM193 130V132L195 133V132H197V133H191V132H187V131H192ZM231 130V131H230ZM250 130V131H249ZM79 133H78V132ZM94 131V132H93ZM96 131V132H95ZM122 131H123V134H122ZM140 131V130H139ZM146 131H148V130H146ZM186 131V132H185ZM200 131H201V133H200ZM207 131V132H206ZM236 131V132H235ZM249 131V132H248ZM257 131V132H256ZM99 132V133H98ZM119 132H120V134H119ZM161 132H162V130H161ZM177 132V133H176ZM210 132V133H209ZM214 132H216V134L214 133ZM219 132V133H218ZM227 132V133H226ZM231 132V133H230ZM252 132V133H251ZM254 132V133H253ZM115 133H118V134H115ZM125 133V134H124ZM137 133V134H136ZM153 133H155V132H153ZM184 135H183V134ZM200 133V134H199ZM203 133H204V136H203ZM213 133H214V135H213ZM218 133V134H217ZM222 133H224V134H222ZM233 134L232 136H240L241 138H246L247 137V140L250 138V136H251V140H252V138H254V140H252V141H247L246 139V142H245V140H244V142H241V143H243L244 144V146H241V145H243V144H238L239 145V149L236 147L237 145L235 144V141L236 140H240V137H239V139L237 138L234 142L233 141H231L230 140V137L228 138V137H226L227 139H229V142H227L226 141V144H229L230 142V146L233 144V146H231V147H233L234 149H238V150H234V149H229L230 147H229V145H228V147H226L227 145H225V143H224V145H225V148L227 149V150H225V148H224V146L223 147H221V145H220V147H218L219 146V144H217L215 141L216 140H213L217 145L215 146H213V144L210 142V139H208V138H210V137H214V136H216V137H214L213 139H219L220 141H222V142H224L223 140L225 139H223V137L224 136H226V135H228V134ZM236 133H238V134H236ZM76 134V135H75ZM103 134V135H102ZM109 134V135H108ZM129 134V135H128ZM150 134V135H149ZM175 134V135H174ZM190 134V135H189ZM196 134H197V137H196ZM199 134V135H198ZM226 134V135H225ZM241 134V135H240ZM119 135H122V136H119ZM136 135H138V139H139V142H137L136 140H138L137 138L135 139V137H137ZM159 135V136H160ZM181 135V136H180ZM212 135V136H211ZM219 135V136H218ZM78 136H77V138H78ZM87 136V137H88ZM105 136V137H104ZM126 136V137H125ZM147 136V137H148ZM193 136H195V137H193ZM204 138H203V137ZM206 136V137H205ZM223 136V137H222ZM229 136V135H228ZM249 136V137H248ZM254 136V137H253ZM86 137V138H87ZM93 137V136H92ZM96 137V136H95ZM103 137V138H102ZM120 137V138H119ZM125 137V138H124ZM171 137H173L174 139H175V141H174V139L173 138H171ZM208 137V138H207ZM122 138V139H121ZM167 138V139H168ZM179 138H181V141L179 140ZM188 138V139H187ZM196 138V139H195ZM201 138V139H200ZM207 138V139H206ZM233 138V139H232ZM231 139L232 140H234L235 139V137H232ZM256 138H257V142H256ZM88 139H89V137H88ZM124 139V140H123ZM126 139V140H125ZM142 139V138H141ZM172 139V140H171ZM193 139V140H192ZM195 139V140H194ZM223 139V140H222ZM226 139V140H227ZM75 140V139H74ZM104 140V139H103ZM102 140V141H103ZM179 140V141H178ZM186 140V141H185ZM192 140V141H191ZM199 140V141H198ZM209 140V141H208ZM219 140H218V142H219ZM243 139H241V141H242ZM262 140H264V139H261V141H259L260 142V144H264V143H261L262 142ZM102 141H100L101 143H102ZM133 142V143H135L136 142V146L137 145H139V146H137V149H138V154H133L132 153V151H134L133 149L135 148L134 146V148L131 146H126L127 144H132L131 142ZM148 141V142H147ZM153 141H154V143H153ZM158 143H157V142ZM170 141H174L173 143H175V144H173V143H171ZM191 141V142H190ZM194 141V142H193ZM212 141V142H213ZM121 142H123V143H121ZM128 142V143H127ZM130 142V143H129ZM144 142V143H143ZM178 144H177V143ZM200 142V143H199ZM222 142H220V144H222ZM238 142V141H237ZM236 142V143H237ZM250 142H252V145H250L249 143ZM59 142H57V141H55L54 143H51V146L52 147H54L55 149H56V147H57V145L55 146V144H58ZM100 143V145L102 146L103 144H101ZM138 143V144H137ZM145 144V145H151V147L154 149V151L152 150V148L151 147H149L150 148V151L148 152V151H146L147 150V146H142V145H140V144ZM167 143V144H166ZM168 143H170L172 146L173 145H175V147L177 146V148H179V149H177V154L173 157V158H175L174 159V161L176 162V159H177V163H176V165L178 164L179 166H178V168H176L174 165H175V163H174V165H172V164H170V163H173L174 161H173V159L172 160H170V161H168L167 159H165L164 160V149H165V147H166V145L168 146V147H170V148H173L172 146H170V144H168ZM181 143H184V144H182L181 145ZM187 143V144H186ZM191 143V144H190ZM214 143V144H215ZM238 143H240V142H238ZM60 144V143H59ZM123 144V145H122ZM152 144L154 145V146H152ZM158 144H160V145H158ZM163 144V145H162ZM165 144V145H164ZM199 144V145H198ZM247 144V145H246ZM249 144V145H248ZM133 145V144H132ZM162 145V148H157L159 151V153H156V151H157V149H156V147L157 146H161ZM180 145V146H179ZM186 147H189V148H186ZM190 145V146H189ZM206 145H208V146H206ZM210 145H212V146H210ZM259 145V146H258ZM101 146H99V147H101ZM125 147V149H124V147ZM141 146H142V148H141ZM184 146V147H183ZM195 146V147H194ZM209 146H210V148H209ZM59 147V146H58ZM60 147H63L62 145H60ZM139 147H140V149H139ZM204 147V148H203ZM207 147V148H206ZM213 147L214 148H217V149H214L213 150ZM169 148V149H170ZM203 148V151L201 150ZM221 148V149H220ZM143 150V149H145V150H143V151H145V153H143V154H139V153H142V152H140L139 150ZM160 149H162V150H160ZM199 149V150H198ZM207 151H206V150ZM261 149V150H260ZM141 150V151H142ZM217 150H219V151H217ZM225 150V151H224ZM163 151V152H162ZM178 151H179V154H178ZM186 151V152H185ZM205 151V152H204ZM211 151V152H210ZM152 154H151V153ZM154 152V153H153ZM203 152V153H202ZM213 153H215V154H213ZM237 153V155L239 156V155H241V156H237L239 159H240V157L242 158V160L240 159H238V160H236V156L235 155H233V154H236ZM239 153V154H238ZM49 154H54V153H49ZM147 154L148 155H150V156H148V158L146 157L147 156ZM212 154V155H211ZM224 154V155H223ZM42 155V154H41ZM65 155H66V153H65ZM141 155V156H140ZM143 155V156H142ZM163 155V156H162ZM191 155V156H190ZM201 155V156H200ZM225 155H228V159H230L232 156H234V157H236V158H231L230 160H232V163H231V161H228V159H225L226 161H223L224 160V158L223 157H225ZM44 156V155H43ZM100 157H103V155L100 153V155H99ZM145 156V157H144ZM156 156V157H155ZM194 156V157H193ZM222 156V157H221ZM231 156V157H230ZM46 157V156H45ZM149 157H151L150 159H149ZM203 158V159H201V158ZM215 157V158H214ZM218 157V158H217ZM221 157V158H220ZM48 158V157H47ZM143 158H146V159H143ZM209 158V159H208ZM225 158H227V156L225 157ZM63 159H64V161L66 162V163H70V161H69V159H70V155H67L66 157L64 156L63 157ZM201 159V160H200ZM209 160L208 162H207V160ZM217 159V160H216ZM147 160V161H146ZM167 160V161H166ZM178 160H179V162H178ZM185 160V161H184ZM186 160H187V162H186ZM204 160V161H203ZM221 160V161H220ZM163 161H164V163H163ZM190 163H189V162ZM191 161H193V162H191ZM199 161V162H198ZM206 161V162H205ZM234 161H235V163H234ZM60 162V161H59ZM105 164H106V168H114V170H113V173H114V175L115 176H112V177H102V175L101 174H99L98 172H95L96 170H95V165L93 164V159H89L88 160V162L84 165V167H83V171H86V172H88V173H90V174H93V175H96V176H100V178L102 177V179H104V180H106V181H108V182H110L112 185H114L115 187H117L119 190H121L122 192H124L127 196H129L136 204H138V206L140 207V209H142L144 212H145V214H144V216H145V219H147L148 220V222L151 224V227L152 228H154L155 230H157L159 233H160V231H165L166 229H165V227L167 226V225H165V223L161 220V218H159L158 216H157V214L155 213V212H152V211H150V210H148V208L147 207H145V204L141 201V200H137V199H139L140 197H138L139 195H138V193H136V191L135 190H133L131 187H133L134 185H135V180L132 178L133 177V175H132V177H131V175H129V173H128V171H125V170H121L120 169V167H116L114 164V162L111 164L110 162H105V160L103 161ZM189 163V164H186V163ZM198 162V163H197ZM62 163V162H61ZM167 163V164H166ZM196 163V164H195ZM206 163L209 165V164H211L209 167H207L206 166ZM64 164V163H63ZM162 164V165H161ZM165 164H166V167H165ZM168 164H170L171 165V167L172 166H174V168L177 170V172L178 173H180L181 174V171H182V173H185V174H182V175H188V176H190V177H188L187 176V178H189L190 180H193V182L192 181H189V179H186V181L184 182V180L183 179H185V176L183 177H180L179 175V180H175V179H177L178 178V176H176V174H178L177 172H173L175 169L172 167H169L170 165H168ZM183 164V165H182ZM186 164V165H185ZM191 164V165H190ZM196 165V167H195V165ZM201 164V165H200ZM203 164H205V167H204V165ZM67 165V164H66ZM111 165H112V167H111ZM188 165H190V166H193V167H191V168H189V166ZM198 165H200V168L198 169ZM114 166V167H113ZM186 166V167H185ZM171 168V169H170ZM140 169V170H139ZM159 169L160 170H162V171H159ZM174 169V170H173ZM185 169V170H184ZM196 169H198V170H196ZM95 170V171H94ZM141 170H144V171H147V176L149 175H151L152 174V177L153 176H156V177H154L153 178V181L152 182H148V181H150V180H152V179H149L147 176H146V172L144 173L143 171H141ZM168 170H172L170 173H169V171ZM175 170V171H176ZM179 170V171H178ZM192 171V170H196V172H190V171ZM200 170V171H199ZM203 170V171H202ZM207 170H208V172H207ZM216 170V171H215ZM136 171V170H135ZM186 171V172H185ZM206 171V172H205ZM212 171V172H211ZM218 171L220 172L219 174H218ZM164 172H168L170 175L172 174L173 176H175V177H177V178H175V177H173L172 178V176L170 177V175L169 176H167L166 177V175H165V173ZM215 172V173H214ZM217 172V173H216ZM127 173V174H126ZM143 173V174H142ZM160 173V174H159ZM164 173V175H162ZM176 173V174H175ZM195 174V175H191V174ZM199 173V174H198ZM212 173H214V175L211 174ZM222 173V174H221ZM158 174V175H157ZM209 174H210V176H209ZM221 174V175H220ZM229 175V176H228ZM146 176V177H145ZM197 176V177H196ZM193 177V178H192ZM195 177V178H194ZM220 177H221V179H220ZM225 177V178H224ZM230 177V178H229ZM132 178V179H131ZM149 180H148V179ZM172 178V179H171ZM175 178V179H174ZM180 178L182 179V180H180ZM198 180H197V179ZM211 178H213V182H212V179ZM245 178V179H244ZM251 178V179H250ZM155 179V180H154ZM171 179V180H170ZM194 179L196 180V182L194 181ZM204 179H206V180H204ZM211 179V180H210ZM215 179V180H214ZM233 179V180H232ZM201 180H204V181H201ZM217 180L219 181V180H221V184L223 185L222 187H220L219 186V188H220V190H221V193L223 194V196H228V197H230V198H228V199H230V200H227V197H226V202H224V205H226V206H224V205H222V206H224V207H222L224 210H226V209H228V211H229V209H231L230 210V213L228 212V213H223L224 211H222L221 209H220V207H219V213L220 214H218V206H220L221 204H222V202H221V204L219 203L220 202V198L222 197V196H220V198H218L219 196H218V194L219 195H222V194H220V190H218L219 191V193H216L217 192V190L215 191V193L217 194V195H214V197H215V199H216V197L218 198V201H215V199L214 198H212V200L214 201V202H216L215 204L216 205H218V206H216V208H217V210H215L214 211V209L213 208H215V206H213V208H212V206L211 205H215L214 204V202L211 204L210 203V196L211 197H213V193H212V191H209V195L210 196H206L205 197V195L204 194H202V195H204V199L206 198V200H209L208 202L210 203V205H206V203H203V202H205L206 200H204V201H200V202H198L199 200H202L203 198H201L200 199V196H198L199 195V192H204V191H206V192H208L207 190H211V189H213V187L216 185H218V183L219 182H217ZM230 180H232V181H230ZM238 180V181H237ZM239 180L241 181L240 183L242 184V182L244 183V182H246L247 184H248V187H249V185H253L254 186V184H259V185H257L258 187H256V188H252L251 186L249 187V188H247L246 187V189L244 188V186H243V189H242V187H240V184H239ZM243 180H245V181H243ZM248 180V181H247ZM175 181H177V182H175ZM201 182V183H199V182ZM209 181V182H208ZM211 181V182H210ZM215 181V182H214ZM238 182V187H240L241 189V191L239 190V188L237 187V185L234 187V186H231V185H234V184H237V182ZM190 182V183H189ZM217 182V183H216ZM230 182H233L232 184H230ZM235 182V183H234ZM184 183V184H183ZM187 183V184H186ZM192 183V185H194V183H196V184H198L197 186H196V184H195V186H193V187H195V188H193L192 187V185H191V187L193 188V189H191L189 186H188V184H191ZM204 183V184H203ZM206 183V184H205ZM208 183H210V184H208ZM246 183H245V186H247L246 185ZM134 184V185H133ZM183 184V185H182ZM200 184H203V187H200V186H202V185H200ZM213 184V185H212ZM220 183H219V185H221ZM65 185H69V184H67V183H65ZM153 185V184H152ZM166 185V186H165ZM200 185V186H199ZM212 187H211V186ZM227 185H229V186H227ZM243 185V184H242ZM147 186H145V187H147ZM151 185H149V187H150ZM180 186H182L183 187V189L185 188V190L182 192V190H181V188H180ZM185 186V187H184ZM186 186H188V187H186ZM207 186V187H206ZM210 186V187H209ZM70 187H72V186H70ZM152 187V186H151ZM197 187H199V188H197ZM227 187H228V189H227ZM234 187V188H233ZM261 187V188H260ZM129 188H131V189H129ZM148 188V187H147ZM187 188H189V189H191V191L193 192V194H195V192L196 193H198V197L197 198H199L198 200H197V198H194V199H192L193 197H196V194H195V196L193 195V197L191 198V194H192V192L190 193L189 192V189L187 190ZM203 190H202V189ZM207 188H211V189H207ZM222 188V189H221ZM233 188V189H232ZM238 188V189H237ZM252 189V191H249V189ZM173 189V190H172ZM194 189H196V190H199V192L198 191H196V190H194ZM215 189V188H214ZM232 191H231V190ZM235 189H237V190H235ZM245 189V190H244ZM248 189V190H247ZM257 190V192L260 194V195H262V197H260L259 196V194H258V196H254V192H253V190ZM131 190V191H130ZM226 190V191H225ZM247 190V193H245V191ZM255 190V191H256ZM260 190V191H259ZM262 190H264V189H262ZM248 191H249V193L250 194H252L253 196H250L249 194H248ZM130 192V193H129ZM201 192V193H202ZM211 192V193H210ZM233 192V193H232ZM238 192V193H237ZM239 192H241L242 194L243 193H245V194H247L248 195V197L246 196V198H245V196H241V198H242V203H238V202H241L240 200H241V198H240V196L238 195V194H240ZM257 192L255 193V195H257ZM163 193V196H165V194ZM170 193V192H169ZM169 193H167L168 195H169ZM190 193V194H189ZM200 193V194H201ZM214 193V194H215ZM226 193V194H225ZM235 193V194H234ZM131 194L132 195H134V196H131ZM208 194V193H207ZM206 194V195H207ZM231 196H230V195ZM201 195V196H202ZM238 196V198H239V201L237 202V200H238V198H237V196ZM169 196H172V194L170 193V195ZM250 196V197H249ZM224 198V197H223ZM261 198H262V200H261ZM245 199V200H244ZM217 200V199H216ZM164 201V202H165ZM228 201V202H227ZM246 201L249 203L250 202V205H248L249 206V208H248V206L246 207V206H244L243 205V203L244 204H246ZM207 202V201H206ZM230 202V203H229ZM231 202H233L234 204H231ZM235 202H237V204L235 203ZM251 202H254V204L256 203V206L255 207H257V210H258V212L259 213H255V212H257V210L256 209H254V207H253V209H252V204H251ZM191 204L190 206H189V204ZM202 203V204H201ZM219 203V204H218ZM230 204V206L231 205H233L234 207H232L231 206V208H230V206H228L227 204ZM247 203V204H248ZM203 204H205L206 205V207H205V205H203ZM236 204V205H235ZM195 205V206H194ZM203 205V206H202ZM172 206V207H171ZM208 206V207H207ZM254 206V205H253ZM189 207H191V208H189ZM193 207V208H192ZM213 209L212 210V212L214 211V213H212V215L210 214V211H211V209ZM227 207H229V208H227ZM251 207V208H250ZM187 208V209H186ZM196 208H197V210L199 211V213L203 216H205V218L206 219H208V221H206V224H208V222L210 221V225L211 226H214L212 229L207 225V227H205V230H202V229H204L203 227H201L200 225H198L199 224V222L201 221L200 219H198L199 218V214L198 215H196L197 214V212H196ZM208 208V209H207ZM210 209V210H209ZM250 209H252L251 211V214L253 215V213L255 214L254 216H255V218L257 219H255V218H253L252 217V219L253 220H251V219H248V220H251L253 223H251L250 224V226H249V224H248V227H244V225L246 224V223H248V220H247V217H244L243 218V216L244 215H246V216H248V213L250 212V211H248V210H250ZM188 210V211H187ZM190 210H192V211H190ZM222 212H221V211ZM256 210V211H255ZM186 211V212H185ZM193 211H194V213L196 212V216H198L197 217V219H195L196 217H195V215L193 214ZM202 211V212H201ZM248 211V212H247ZM255 211V212H254ZM260 211H262V212H260ZM247 212V213H246ZM143 213V212H142ZM189 213H191L190 215H189ZM223 213V214H222ZM262 213V214H261ZM244 214V215H243ZM192 215H194L193 217H195L194 219H193V217H191ZM240 215H243L242 217H240ZM249 215H250V213H249ZM252 215H250V216H252ZM256 215H257V217H256ZM258 215H261L262 217H260V216H258ZM2 216H4V215H2V213H0V231H2L3 229L2 228H5L4 230H5V233H7V231H8V228L9 227H11V226H14V225H12L13 223L12 222H14V221H11L10 223H8V221H6V222H1V220H3L2 218H4V217H2ZM206 216H209L208 218L206 217ZM258 217H260V218H258ZM6 219H7V216L5 217ZM209 218H210V220H209ZM243 218V219H242ZM249 218V217H248ZM261 220V222L260 223H258L259 222V220ZM5 220V219H4ZM7 220H9V219H7ZM197 220V221H196ZM224 220L225 221H227V222H224ZM199 221V222H198ZM245 221H247L246 223H245ZM250 221V222H251ZM258 221V222H257ZM231 222H235V223H238L237 225H239V226H237L236 228H235V223L234 224H232ZM2 223H4V224H2ZM12 223V224H11ZM16 225H17V223L18 222H14ZM201 223V222H200ZM243 223H245L244 225H242ZM259 225H258V224ZM261 223H262V225H261ZM22 224V223H21ZM213 224V225H212ZM215 224V225H214ZM256 224V225H255ZM3 225V226H2ZM25 225V224H24ZM23 225V227H22V229L24 228L25 229V226ZM2 226V227H1ZM7 226V227H6ZM9 226V227H8ZM18 227H15V228H21V226H19V223H18V225H17ZM181 226V227H180ZM199 226L202 228H199ZM246 226H247V224H246ZM259 226V227H258ZM14 227H11V228H14ZM230 227H231V231H230ZM182 228V229H181ZM207 228V229H206ZM211 230H210V229ZM238 228V229H237ZM257 228V229H256ZM2 229V230H1ZM235 229V230H234ZM10 230L11 229H9V232H10ZM14 230V229H13ZM13 230L11 231L12 233H13ZM237 230V231H236ZM16 232L17 231H19V229H17V230H15ZM14 231V232H15ZM207 231V232H206ZM222 231V232H221ZM249 231V232H248ZM233 232H235V233H233V234H235V235H237V236H235V235H233L232 233ZM236 232H238V233H236ZM255 232V233H254ZM19 233V232H18ZM190 233H191V235H190ZM203 233V235H201ZM1 234L2 235H5L4 234V232L2 233V232H0V238H1ZM14 234V233H13ZM13 234H11V235H13ZM20 234V233H19ZM19 234L17 235L18 236V238H19ZM200 234V235H199ZM209 234V235H208ZM233 235V237H231L232 235ZM10 235V236H11ZM15 235V236H16ZM231 235V236H230ZM21 236V235H20ZM184 236H186V235H184ZM207 236V237H206ZM3 237L4 236H2V239H1V241L2 242H0L1 243V245H3V244H5V242L4 241H6L5 239H7V241L8 242H10L9 240H8V238L10 239L11 237H4V239H3ZM187 237V236H186ZM187 237V238H188ZM200 237V238H199ZM205 237V238H204ZM231 237V238H230ZM235 237V238H234ZM23 238V237H22ZM13 239V236H12V238H11V240ZM212 239H213V237H212ZM228 239V240H227ZM4 240V241H3ZM4 242V243H3ZM8 242H6V243H8ZM229 242H227V244L229 243ZM22 243H24V242H22ZM235 243H238V244H236L235 245ZM9 244L11 245V243H8V245H4L3 247H4V249H3V247H2V251H0V254L2 255V256H4V255H6V254H8L9 252L11 253V251H9V250H11V249H13L14 248V246H12V248H10L9 247ZM0 245V246H1ZM204 245V246H203ZM210 245V246H209ZM204 248H203V247ZM7 247V248H6ZM8 247H9V249H8ZM200 247H202V248H200ZM16 249V248H15ZM18 250H20V252L19 251H17V252H19V254L17 253V254H15L16 253V250H15V253H14V250L12 251V253H14V254H11V258L12 257H15V258H20L19 259V262H20V264H24L26 261H27V259L26 258H28V256L29 255H27V254H29L30 253V255H31V253L32 252H26V249H25V247H23V248H18ZM6 253H5V252ZM9 251V252H8ZM238 251H236L237 253H238ZM261 254V256H259ZM13 255V256H12ZM6 256H8V255H6ZM17 256V257H16ZM20 256H22V260H21V257ZM256 256V257H255ZM253 257H255V258H253ZM10 258V259H11ZM10 259H8V261L10 262V263H14V264H16L17 263V261L14 259L13 260V258H12V260H10ZM242 259V260H243ZM24 260V261H23ZM14 261H16V262H14ZM214 261V260H213ZM249 261V262H248ZM22 262V263H21ZM213 264H217V263H213ZM225 264V263H224ZM253 264V263H252ZM261 264V263H260Z\"/></svg>", "mask_w": 264, "mask_h": 264}, {"label": "crops", "instance_id": "0c3cea01", "mask_svg": "<svg viewBox=\"0 0 264 264\" xmlns=\"http://www.w3.org/2000/svg\"><path fill=\"white\" fill-rule=\"evenodd\" d=\"M35 3L37 1L0 0V117L2 114L4 117L3 121L0 120V133L50 159L68 165L63 157L67 153L70 155V150L65 149V145L60 147L59 143L55 144L56 149L51 146L56 133L47 132L48 121L43 120L37 125L34 123L39 116L43 119L46 116H42L36 105L31 108L24 106L18 95L17 89L35 70L36 63L32 56L34 40L43 25L51 20L44 9ZM8 61L13 63L12 67ZM50 152L54 154H49ZM0 188V213L7 218H15L12 220L14 222L19 219L20 224H25L26 230L21 227L23 232L20 234L24 235L25 232L31 237V240H25L21 234L20 244L24 243L19 247L37 252L31 253L24 264H137L112 230L87 210L71 191L38 173L2 160ZM12 200H18V203ZM21 218L25 223L21 222ZM8 221L11 222L10 218ZM146 221L172 264H213L206 258L205 261L198 258L196 246H192V242L184 237L185 229L175 236L172 228L178 225L177 222L168 227L169 224L162 220L167 226L165 231L159 233L147 219ZM7 233L4 237H11V231ZM27 240L32 241L28 242L29 249L26 247ZM238 254H241V258L244 257L240 251ZM6 255L0 254V264H12L8 261L10 256ZM32 255L37 257L32 258Z\"/></svg>", "mask_w": 264, "mask_h": 264}, {"label": "water", "instance_id": "95a60500", "mask_svg": "<svg viewBox=\"0 0 264 264\" xmlns=\"http://www.w3.org/2000/svg\"><path fill=\"white\" fill-rule=\"evenodd\" d=\"M0 160L16 165L18 163L20 166L35 171L60 187H62V185L58 183L56 178L66 182L79 191L84 190L89 195L95 194L96 196L94 197H96V199L99 197V194L105 195L123 210L128 219L134 224L136 231L141 235L150 250V264H172L162 244L155 237L150 226L146 222L142 210L129 196L108 181L83 170L63 164L57 160L47 158L2 133H0ZM62 188L64 189V187ZM82 199L85 198L82 196ZM78 201L82 203V200L78 199ZM87 202H90V199H87ZM83 206L86 208L84 204ZM94 214L110 228L100 215ZM110 229L112 230V228ZM113 234L116 236L114 232ZM116 238L118 237L116 236ZM120 241L134 258L135 262L137 264H142L137 254L130 249L129 245L122 240Z\"/></svg>", "mask_w": 264, "mask_h": 264}, {"label": "built area", "instance_id": "2783aa9c", "mask_svg": "<svg viewBox=\"0 0 264 264\" xmlns=\"http://www.w3.org/2000/svg\"><path fill=\"white\" fill-rule=\"evenodd\" d=\"M212 115L211 109L204 103H197L193 109V117L202 122L210 120Z\"/></svg>", "mask_w": 264, "mask_h": 264}, {"label": "trees", "instance_id": "16d2710c", "mask_svg": "<svg viewBox=\"0 0 264 264\" xmlns=\"http://www.w3.org/2000/svg\"><path fill=\"white\" fill-rule=\"evenodd\" d=\"M139 207V206H138ZM140 208V207H139ZM142 210V209H141ZM143 214H145V212L142 210Z\"/></svg>", "mask_w": 264, "mask_h": 264}]
</instances>
